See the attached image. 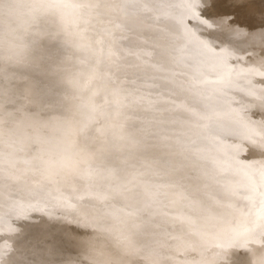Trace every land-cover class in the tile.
<instances>
[{"label": "rangeland", "instance_id": "1", "mask_svg": "<svg viewBox=\"0 0 264 264\" xmlns=\"http://www.w3.org/2000/svg\"><path fill=\"white\" fill-rule=\"evenodd\" d=\"M14 1H18L20 5H24L27 7H32L34 5L41 6L42 3L46 2V5H48V6L50 5V7L45 9L43 11V13L40 14V16H42V19L38 16H37L38 18L35 16V17L28 19V15H26V18L23 17L22 21L20 19H16V21H15V19H13L15 22L11 21V22H14L13 24L18 26V27H16L18 29H13V31L20 33L21 30H25L27 32L26 33L27 35H25L26 37L23 39L25 41H21L18 38L19 41L22 42V43L19 42V44H18V41H17L18 39L15 40V41H17V45H16V43H14L15 42L14 39H13V42L11 41L12 38H10L11 40H9V37H10L9 35H11V33L13 34V32H11L12 29L8 28L11 25V23H9L10 20H7L8 23H7V21L3 22L0 20L1 24L2 23L7 24L5 27L2 25L3 28H5L4 29L5 33H3V31H2L3 28L1 29L2 26L0 25V34H1L0 38L2 39V41L0 39V46L3 45L2 42L4 39L7 42H3V43L5 46H8L7 47L8 49H11L14 44H15L14 47H16V48L18 47L17 49H21L22 48L21 45L24 44L23 42H27V40H28V42H31V43H34V41L35 42L37 41L38 44L39 43H41V45L45 44V46H43V49L45 47V49L48 51V53L50 52V54H52L51 51H54V52L52 55H50V54L47 55L48 57L45 54H44V56H42L43 54H41V53L43 52V49H40L42 52L40 50L38 51V44H37V50H35L36 44L34 43L33 46H31V43L27 42L28 44H30V45H28L26 43V45L28 47L31 46L30 48H34L33 51L34 50L38 51V52L34 51V53H35L34 54L32 52V50H31V52H29V50L22 49V51H21L22 53H20V54L23 55V53L28 52L27 57L29 56V57H31L30 59L35 60V62H32L33 60L31 61L32 64L35 63V65H31L29 57L28 58L25 57L26 56L25 54H27V53H25L23 55V57H25L27 59V61L29 59V61L27 62V64L29 65V67H28L29 69L26 67V65H27V64H25L26 61L24 62L25 58L22 59L23 58L22 55H19L20 50H17L16 48H14L13 50H16V54L18 55V57H20V58L22 57L21 61L23 60L22 62L25 66L22 64L21 61H20L21 64L18 61H17V64L13 63L14 58L17 56H16L14 51L12 52V50H9L11 53L9 51H7V52L10 54H14L15 57L11 58V56H10L11 60L9 59V56L5 57L6 59L8 58V60H10L9 61L10 64L7 63V66H6V64H4V62H3L5 60V58L2 57V59H0L1 62L3 63V68H4V65L6 66L5 67L6 69L8 68L7 72L4 71L6 69H1L2 63L0 62V64H1L0 65V76L2 78V80L0 78V100L2 98V100L0 101V108L2 109V111L0 110L1 111L0 112V124L2 125V127L0 126V128L2 129V131L0 129V133H2V132H4V134L6 133V135L0 134V137L2 138L1 135H3V137L8 136V135L9 136L12 135L13 139H14V140L12 139V136L10 138H8L9 136L6 137L5 139L2 138L1 144L3 145V143H4L3 140H5V143H4V146L0 145L1 149L4 148L3 151L1 149L0 150L3 153L6 151L4 155L11 152L10 156H9V154L6 156H9L13 162L16 159L15 164H17L18 166H20V164H21V166L19 168L23 167L22 165H24V162H20V161H24L25 158H27L29 160L30 158L37 159L38 157H43L44 155H52L53 156L52 158H54L57 162H59V164H60L59 170H60V172L64 173L63 175H65L66 179L63 181V183L61 185H59V187H58L59 189L58 188L54 189L52 187L51 190L53 192H55V195L57 192L56 190H59V191L61 190L60 192H62V195L63 194L68 195L69 193L74 192L76 194V198L75 199L73 198L69 204H66V205L63 204V206L65 205L63 208L56 210L54 213V216H53V221H51V223L49 225L46 217H44L41 210H38L37 213H35V212L31 213L30 212V214L27 217V215L25 213V208H24V206H22L23 202L26 203V201H25L26 198H27V202L29 199L28 191H27V188L25 186L23 188L24 191L21 190V191L11 192V195H8V198H10V200H11L10 203L8 201L6 202V205L9 204V206L7 208H8V210H10V215L12 216L11 217V223L7 224V225H2L0 227V237L3 239V240H0V241H2V242H0V264H169L170 262H172V264H174V263L175 264H178V263L182 264V261H184L183 264H187L189 260L187 261L186 259H188V258L191 261V263L189 261L190 264H206L208 261L211 264H233L234 262H235V264H242L243 260L245 262L246 258H247L246 259L247 261L245 262V264L248 262V260H250V258H251V260H250L249 264L252 262H254L256 264H264V241H262V240H264V235H263V232H264V207H263V205H264V203H263L264 202V97H263V94L262 95L260 94V91L264 88V87L263 88L261 87L263 85L262 80L264 78L261 79V82L259 81L260 79L257 78L259 75H261L258 73L262 72V74H263V70H261V69H263L264 67L262 68L261 66H264V64H261L260 61H258L259 58L257 57V59H256V57L254 56L255 57L254 61L256 60L259 63L258 65H261V66H257V62L254 63L256 65V66L254 65V67H253V64H251L254 69L256 67H261V68H258V70H254L255 74L258 75L257 76L254 73H252L253 70H251L250 74H249V69L247 68V67H250L249 65L251 62H254L253 61L254 57H251L250 59H248L251 61H248L247 59L245 60L249 63L248 65H242V64H245L247 62H244L242 60L243 63L241 64V62H237L238 61L237 60V61H235V62H237V64H235V62H233V60H232L233 57H231V54L227 55V53L224 52L225 54L223 55V52H221V51H219V52L215 51L216 53L214 51H212V49L215 50L216 45H213L212 43H210V44L207 43L209 36L206 39V38H204L206 36L200 35L201 28H200V25L195 22L196 18H195L194 12L185 8V6L181 2V0H159V1L154 0L155 2H151V3H149V2L152 0H150V1L149 0H121V1L120 0H116V1L111 0L117 7V14L120 15V16H117V18H119L118 21L121 24V26L126 28V31L122 35H117V36L113 35L112 36V35H110L111 30L106 26L105 29L104 28L101 29L102 33H100V35L98 37L94 32V24H96L94 9L90 10L89 14H88V12L84 13V16H86L85 17L86 19H83L84 16L77 18L75 13H74V9L71 10L73 8V5H75L74 1H80V0H14ZM83 1L86 4H90V6H92V7L94 6V3H95L94 2L95 0H83ZM195 1L198 2L199 0H193V2H195ZM160 2L161 3L163 2L164 5H166L169 2L173 3L174 7L172 9H169V8L163 6L165 11H167V10L170 11L171 16L173 17L172 20L174 19L176 22L178 21L177 24L180 23V21H181L182 23H180L181 25L180 24L179 25L181 27L184 26L183 29L185 32L187 31L186 33H190V31L192 30V32H193L192 35H194V33L196 34V32H197V34L199 33V36H200V38L197 36V39H193V38H196V36L193 37L192 39L190 38L191 39L190 43L194 44L195 46H193V48L191 47V49L187 48L185 53L182 49H178L176 52V55H175L174 64H170L171 65L170 67H172V68L169 67V69L171 71H173V73L172 72L171 73L173 74V78L176 79V80H174V82H175L174 90H172V89H171L172 91H170V89L167 90V87L164 84L165 82L162 80L163 78L160 79L161 78L160 72H157L159 74L158 75L159 77L157 76L155 71L158 70V68L160 67L159 65H157L158 66L157 68L151 67L147 71L133 72L128 80L122 74L120 67H113L112 71H111L112 73H109V74L103 73L102 68L101 67L99 68L97 66L98 60L93 57V54L96 50L102 48V49H104L103 51H106L109 55L108 50L110 49V47L113 46V44H116L118 47H121L120 44H122V47L126 50V53H129L130 50H133V48L134 49L136 48L135 46H133L136 41L140 40V42H141V38H140L141 35H140V37L139 36L137 37L138 34L135 33L134 29H136V25L134 23V19L132 16H134L135 19H138V18L142 19L144 17L150 16L151 18L146 20L147 25H152V26L154 25L153 27L160 32H163V31L167 32V30L169 31L170 26H166L167 24L165 22V16H164L163 11L159 10V8H156V5ZM102 4L100 6H101V8H104V4L103 5ZM151 5H154L155 7L153 6L152 8L153 9L156 8V10H152V8L150 7ZM100 6H99V8H100ZM127 11L132 12V13H129ZM155 11L157 12L156 15L153 14ZM125 12H127V13H125ZM128 13L130 15H128V16L126 15V17L128 18V20H127V18H125L124 16H125V14H128ZM158 14H160V16ZM61 15L65 18L60 17ZM153 15H155V16H153ZM129 16H131V17H129ZM122 17H124L126 20L123 19ZM161 17H162V19H161ZM188 17L193 18L192 23L188 22V20H189ZM56 18H57V20H56ZM131 18L133 20H131ZM33 19L35 21L36 20L41 21V23H40L41 25H42L43 21L45 20V23H43V27L41 25H39V22L33 23V21H34ZM53 19H55L56 21ZM47 20H48V23H47ZM84 20H87V23H86V21L84 22ZM122 20H125L124 22L127 21V23L123 24L124 22ZM31 21H32V23H31ZM131 21H133L132 24L130 23ZM47 24H49V26H47ZM81 24H83V25L81 26ZM37 25H39V26H37ZM131 25H132V27H134V29L131 28ZM98 26L100 27L99 24H98ZM13 27L14 26L11 25L10 28H13ZM39 27L40 28L42 27V29H40ZM190 27H191V29H190ZM6 28H8V30ZM130 28H131V31H130ZM162 28H163V30H162ZM199 28H200V30H197ZM133 30H134V32L131 33ZM134 33H135V37L139 38V40L137 39L135 41V39H136L135 37L133 39L131 38L134 36L133 35ZM4 34H5V36H4ZM2 35L4 36V38H2ZM13 35L16 36L17 34L15 35V32H14ZM14 36H13V38L17 37V36L16 37H14ZM188 36H189V34H188ZM5 37L8 39L6 40ZM145 37L143 38V40L145 39ZM27 38H29L30 40ZM43 38L44 39L46 38L45 42H43L44 41ZM119 39H120V41H119ZM130 39L134 40V41H131ZM221 39L222 40L225 39L224 43H226L228 41V39L225 38L224 36ZM8 40H9V43H8ZM123 40H125V41H123ZM42 42H43V44H42ZM11 43H13V45ZM136 43L138 44V42H136ZM136 43H135V45H136ZM200 43H201V45L204 43V45H207V47H201V45H199ZM9 44H11V46ZM26 45H23V46L26 47ZM54 45H55V47H54ZM218 45H221V44H218ZM5 46H4V50H3V48H0L2 50V52H0V57H1V54L2 55L4 54L3 56H5V54H6V56H7V52L3 53L4 51L7 50V49H5L6 48ZM51 46L53 48H56V49H53ZM129 46H131V47H129ZM199 46L201 47V49ZM208 46H210V47H208ZM9 47H11V48H9ZM28 47H26V48L29 49ZM96 47H98V48H96ZM211 47H212V49L210 50ZM39 48H42V47H39ZM50 48H52L53 50H51ZM206 48H207V50H206ZM23 50H25V52ZM46 50H44V51L47 52ZM257 50H258V48H257ZM17 51H19V52L17 53ZM133 51H137V50L135 49ZM205 52H207L212 57L211 56L208 57V55H205ZM37 53H40V54H37ZM48 53H46V54H48ZM201 53H203L205 56H203V54H201ZM10 54H8V55H10ZM29 54H33V55L37 54V57L35 56V58H32L34 56H30ZM38 55H39V57H38ZM217 55L220 56V59H221V60H219L220 64L217 60V57L219 59V56H217ZM78 56L82 57V58H79L80 61L83 62V60H84L86 62L85 66H86V69H88L86 73L84 72L85 75H82V77H81V79H82L81 85L83 86V89L86 91V93H89V95H91L92 103L94 102V104H99L102 107L101 108L102 113L100 115L101 126H100L99 130H97L98 133L95 135L94 134L89 135V134L83 133L81 131H77V132L71 131V129L68 127L67 116L65 114V108L67 106L66 102L70 99V97H74V93L72 92L73 89L68 84V78L71 75L73 70L77 69V67L80 68L82 65V64H80V66H79V60L77 59ZM150 56H151L150 58H149V56L146 57V58H148V61H146L145 58H143V59L148 64H150V63L154 64L153 63V61L155 62V60L153 58L155 56L154 53ZM206 56L208 57V59H206ZM214 56L216 57V59H213ZM221 56L227 58L228 60L227 59L226 60L229 61L230 63H234L235 67H233L234 65L231 66L230 63H227L226 65H221V63L223 62L222 61L223 58ZM130 57H132V58L130 59L128 64L134 62V57L131 55H130ZM189 57H191L193 59L191 60V59H189ZM194 57H196V59H194ZM204 57H205V59H203ZM230 57H231V59H230ZM20 58H15V59L20 60ZM8 60L7 61L5 60V62H8ZM208 60L213 61V63L215 61V64L217 63V66H219V67H215L216 65H213V63H211V65H208V63L210 64V62ZM223 60H225V59H223ZM43 61H45V62H43ZM227 61H224L223 63H226ZM12 65L13 66L15 65L16 67H13ZM17 65H18V67L23 65L24 67H26L25 69H28V70L26 71V73H23V74H22V71H24V69L23 70L18 69V71L17 70L11 71L13 68L17 69ZM220 65H221V67H220ZM237 65H242V67L245 66L243 68L244 69L247 68V69L243 70V69H241L242 67H240V66L238 67ZM23 66H21V68H24ZM32 66H35L34 70L30 69V67H32ZM45 66H46V68H45ZM225 66H228V68L226 67V69H225ZM40 67H43V68L40 69ZM229 67L236 68L238 70V73L236 74L234 71L235 69L230 68V69H232V73H233L232 75L235 74L234 77L228 76L231 73V70L230 71L228 70ZM216 68H218V72L220 70H222V71L225 70L224 72L228 75L225 74V76L222 77L223 75H221V74L223 72L221 71L222 73L221 72L218 73L215 70ZM9 69H10V71H9ZM239 69H240V72H242L241 70H243V72L247 71L248 73H240V74H243V78L249 77L250 79H252L253 82L255 83V85L252 84L253 82L249 78H248L249 80L246 78L243 79L242 77H239V78H242L243 80L237 78V75L239 74ZM31 71H35V73L33 72L34 76L30 75V77H29L27 75V73L31 72ZM113 71H114V73H113ZM3 72H6V73H3ZM215 72H217L219 74V76H217L218 74L217 75L214 74ZM33 73H31V74H33ZM37 75L40 76L39 79H38ZM213 75H215V76H213ZM35 76H36V80H35ZM216 76H217V79H219V80L215 79ZM226 76H228L229 78L232 77L229 80L234 78L233 81L232 80L229 81L228 79L225 80L224 78H228ZM254 76L255 77L257 76L256 77L257 81L255 79H253ZM27 77H29V78H27ZM31 77H34L35 81L33 79H30ZM103 77L107 78L106 79L107 83L105 84V88L107 89V91L104 92L103 94H98L100 92L98 79H101ZM212 77H215V78L213 79ZM259 77L260 78L264 77V74L262 76H259ZM203 78H204V80H203ZM221 78H223V79L221 80ZM25 79H29V81L31 80L34 82L31 84V81L29 82L28 80H25ZM215 80H217L218 82ZM220 80L224 82V83L222 82L223 83L222 85L220 83L221 82ZM224 80L227 82H225ZM236 80H237V84L239 81L243 83L244 80H247V82L250 81V83H251V84L248 83L249 85H251V86L254 85V87H255L254 89L252 87L249 89H247L248 87L245 88L244 86L248 85L245 81L244 82L246 84L244 83V85L242 83H240V85H237L236 83H234L235 85H232L233 87L237 85V88L239 86V88H238L239 91H240V87H242V91L244 88L246 93L244 91L243 92L240 91V93L243 94V96H244V94H246L245 95L247 98L246 100L243 98H240L243 96L239 95L240 94L239 92L237 94V92L234 91V93L232 94L233 90L230 89V88H232V86L230 87V85H228V84H229V82L231 84L232 82H235ZM258 81H259V85L262 84L261 86L257 85ZM35 82L37 84H35ZM39 83H40V86H38ZM33 85H35V88L37 90L33 89L34 88ZM36 86H38L40 88H38ZM177 86H179V91H178ZM227 86H229L230 88ZM257 86L261 87L262 89L256 88ZM29 87L31 89H33L34 91L30 90ZM185 87H186V89H185ZM237 88L235 87L234 90H238ZM208 89H210V92ZM252 89L253 90L256 89L255 93L249 92ZM35 90L37 92H35ZM45 90H46V92H45ZM28 91H29V93H31L30 95H29V93H26ZM38 91H40V93H38ZM85 91H84L83 95L86 94ZM12 92H13V94H12ZM18 92L21 94H19ZM126 92H128L130 94V97H131V99L129 100V103L125 102L127 105L126 113H123L121 111L120 112L114 111V109H113L114 107L112 106L113 102L117 98L119 99V98L123 97ZM257 92H259V93L257 94ZM14 93H15V95H14ZM171 93H173V94H171ZM261 93H264V89H263V91H261ZM221 94L222 95L227 94L226 96H228V98L226 96L225 97L227 99H230V100H227L226 98L222 97ZM249 94H250V96L252 94L261 95L262 98L259 99L261 96L253 95L252 98H254V96H255V99L257 97V100L258 99L259 100L254 101L252 99L253 102L251 103L249 101H252V100H248V99H250ZM16 95L18 97H16ZM20 95H21V97H19ZM54 95H55V97H54ZM48 97L49 98L53 97V98H52V100H50ZM175 97H177V98H175ZM214 97H216V98L219 97V99L217 100L218 102L221 101L220 98H222V101H223V99H226L227 101L226 100H224V101L231 102V104L226 103V102H223V104H225V105L229 104L230 107H229V105H226L227 107H229L228 109H230L232 106V110L231 109L230 110L233 112V114H231L232 113L231 111H228L226 106H225L226 109L223 108L224 105L221 104L222 101L218 106V104H217L218 102L216 101V99ZM14 98H17V99H14ZM18 99H20V100H18ZM56 99H58L59 101ZM171 99H173V100H171ZM176 99H179L177 101L179 104H182V109H181V105L178 106V104H176V102H175ZM23 100H25V101H23ZM213 100L216 102H213ZM45 101H46V103H45ZM181 101H184L185 104H187L186 109L190 108V109H187L188 110L187 112L190 113L191 115H193L194 117L192 116V117L188 118L185 116V112H186L185 105L183 103H181ZM174 102H175V105H174ZM47 103H50L52 106L56 105L54 107H56L57 109H54V111H53V109L49 110L51 108V105L49 104L50 106L46 107ZM56 103H58V105H60V106H58ZM216 105H217V107H214ZM220 105H222V107ZM35 107H37V108H35ZM177 107H179V108H177ZM218 107L221 109H224L223 111L225 112V114L223 115V117H222V115L219 116L220 110L218 109ZM33 108H35V109H33ZM46 108H49V109H46ZM191 109L195 110L196 115L194 114L195 112ZM215 109L218 112L214 111ZM47 110H48V112H47ZM55 110L56 111L58 110V111L56 112ZM200 110H202V111H200ZM49 111H52V112L49 113ZM59 111H61V113L63 112L62 116H61ZM223 111L221 112V114L224 113ZM54 112H56V113H54ZM216 112L219 113L218 114V117H219L218 120L225 122V124L221 123V121L220 122L216 121L215 118H217V117H215L214 119L211 118V117L215 116ZM227 112H230V114L233 115L232 116L233 119L230 118L231 115H229ZM5 113H6V115H5ZM52 113L55 114L54 116H56V114L60 115V116L57 115L59 117V119H58L59 122H58V120L54 119L55 117H53ZM226 113L228 114L229 118L227 117L225 119L226 120L230 119V121H229L230 125L229 126H228L229 123L227 121H225V119H221V118H224L225 115H227ZM50 114H52V115H50ZM172 116L174 117V119L170 118ZM195 116L196 117L198 116L197 119H195V121L197 120V122L193 121L194 122L193 123L192 120H194ZM216 116H217V114H216ZM205 118L208 119L206 122H208V121L210 122L208 125H207V123H205V121L202 120V119L205 120ZM235 118H236V120H239V121H241L242 119H246V121L242 120L241 122L238 121V123H237ZM231 119L233 120V122ZM40 120H42L43 123H38ZM50 120H52V121H50ZM53 120H55L56 122L55 121L53 122ZM123 120H125L126 122L129 120L128 121L129 123L126 124V126H125L124 125L125 121L123 122ZM175 120L178 121V123L180 121L181 124H183V125L179 124L181 127L178 126V124ZM201 120L203 121V123ZM214 120L216 122H212ZM169 122H170V124H169ZM195 123H198L200 125L204 124V125L199 126L197 124V126H199V127H197ZM220 123H221V125L223 124L222 125L223 127H221ZM237 124H238V126H237ZM161 125H164V126H161ZM175 125H176V128H178V129H176L177 131H179L178 133H177V131H174L175 129H173V127L175 128ZM4 126L8 127V129L5 128ZM167 126H168V128L169 127L170 128L168 129ZM209 126H210V128H209ZM227 126H228V128H227ZM3 127L5 129H3ZM158 127L161 130H159ZM195 127H197L198 129H202V130H200L202 133ZM200 127H202V128H200ZM211 127H214V128H211ZM163 128L164 129L166 128L165 131ZM218 128H220V129L223 128L222 131L220 130L221 133L223 132L222 134L219 132ZM9 129H12V130H9ZM154 129H156V130H154ZM170 129H172L174 131L173 134L171 133L173 131L172 130L170 131ZM179 129L182 130V132H180ZM183 129H185V131ZM194 129L195 130L197 129L196 130L197 132ZM228 129H230V130H228ZM4 130H6V131H4ZM205 130L206 131L208 130L207 131L208 133L212 132L211 134H214V133L215 134L213 136L211 134L210 135L205 134L206 133ZM224 130L226 132L228 131L229 133H231V135L229 133H228L229 134L228 135L226 132H224ZM7 131H9V132L11 131L12 133H9ZM162 131H164V133ZM191 132H192V134H191ZM157 133H159V135ZM161 133H163V134H161ZM176 133H177V136H176ZM189 133H190V136H189ZM155 135H158V136H155ZM160 135H161L162 139L160 138ZM179 135H180V138H179ZM207 135H209L211 137L210 140H212V141L213 140L216 141V139H212V138H214V137L217 138V136H219L218 139H220V141L217 139L218 141H216V142L213 141L214 142L213 143L212 141L209 140V137H207ZM152 136L153 137H159V140L161 139V141L156 140V138L151 139ZM169 136H170V138H169ZM172 136H174V137H172ZM192 136H194V137H192ZM226 137L230 138V139H228V140L226 139L227 142H224V145L221 144V143H223V141H225L224 138H226ZM195 138H196V141H198V143L194 141ZM197 138H198V140H197ZM9 139H12L13 144L16 142L14 146H13V144L10 146L12 141L10 142ZM68 139H69V141H68ZM70 139H72V140H70ZM168 139H170V140H168ZM171 139L174 141H171ZM189 139H190V141H189L190 143H192V141L197 143V145L194 146V147H196L195 149L200 148L197 150H200L201 154H197V155H201L198 157H202V161L199 162L198 158L196 156L194 157V154H196L197 152L199 153V151H196L195 149L194 150L192 149L193 150L192 154H193V152H194V154L191 156V158L192 157L196 158L198 160L197 162L199 163V167L202 169H200L198 167V164H196L197 166L195 165V162H194L195 160L193 158L191 161L194 162L193 163L194 165L191 164V166H190L189 162H191V161H189V162L187 161L188 159H191L190 158L191 149L188 146H190L192 144L195 145V143L190 144L188 142ZM15 140H18V142ZM177 140L179 141L178 143H177ZM229 140L230 141L232 140V144H231V142H229ZM0 141H1V139H0ZM74 141L78 142V143H74ZM166 141H171L172 143L171 142L166 143ZM79 142H82V143H79ZM155 142L158 143V145L155 146V144H156ZM161 142H163V144ZM173 142H174V144L176 143L175 144L176 147L179 144L182 147V149L185 150L184 153L186 152L187 149H190V150H188L190 152V154H189V152H186L189 154V156L186 153H185L186 155L183 154L182 153L183 150L179 146L176 149V150H178L180 148L179 151L182 150V152L177 151L179 154L176 152V150H173L176 153L172 151V149L176 148V147L175 148L173 147L174 145H171V147H173V148L170 147L171 150L169 148H168L169 150H167V147H169L170 144H173ZM210 142H212L213 144L220 145V146H218L219 147V154H217L216 152H213V151H217L218 147L216 145L211 144ZM217 142H219V143H217ZM6 143H8V144H6ZM72 143H73V145H72ZM144 143H145V145H144ZM168 143H170V144H168ZM185 143H187L188 145H186ZM209 143L212 145L211 147L214 146L217 148V150L215 148V150L212 151V149L210 148V145H208ZM160 144H162V146H164V147L161 148L162 146ZM183 145H185L186 148L187 147L188 148L184 149L185 146L183 147ZM199 145H201V147H199ZM8 146H9V150L7 148ZM86 146H87V148H86ZM205 146L206 147L208 146V147L205 148ZM225 146H227L229 148L227 149V148H225ZM202 147L207 149V150L201 151L203 149ZM77 148H79L78 152H76ZM89 148H92L93 150H91V149L87 150L86 153H88V155L85 154L86 156H84L83 155L84 151L86 149H89ZM109 148H112L114 151L112 160L107 159L108 156L106 154V150ZM209 148H210V150H209ZM7 151H8V153H7ZM167 151H168V153L170 151V153L168 154ZM209 151H211V154L213 152L217 156H214V154L213 155L209 154L208 153ZM221 151L224 153H222ZM92 152L94 153L93 157L89 156V154H92ZM3 153H0V168H2L0 170V173L3 171V169H4V171L6 170L2 166L3 160H4V159L2 160V158L6 157V156L4 157ZM37 153H38V155H37ZM172 153H174L177 156L180 155V157L181 156L183 157L182 158L183 161H186V163L184 162L185 163L184 165L187 166V163H188V166L187 167L184 166V168H186L188 170H185L183 168L182 159H180L182 163H180L179 159H178L179 160V162H178L177 158H180V157L176 158V156L174 154L172 155ZM180 153L183 155H181ZM221 153L225 154L227 156L223 157V155H221ZM12 154L16 155V158H14L12 156ZM31 154L33 156H31ZM35 154L37 156H35ZM22 155H24V156H22ZM167 155H169L168 158H167ZM218 155H221V156H218ZM18 156H19V158H17ZM172 156H173V158L174 157L176 158L177 162L174 161L175 158H174V160L172 159V160H169L170 162H167V159L172 158ZM184 156H187L186 158H188V159L185 160ZM209 156L211 157V160L214 161L215 166H216V163H218V164L220 162L222 163V161H221L222 159L223 160L225 159V161L222 165H226L225 162H228L227 163L228 165L222 167L223 169H220V167L222 166L220 163L219 166H217L218 170L224 171V167L228 168L229 165H232L231 169H233L234 171L233 170H231V171L234 173V172H236L235 169H240V170H237V172L239 171L238 172L239 175H237L238 173H234V176L230 177L233 173L230 175L231 171L228 172V170H230V169H227V170L225 169L224 172L229 173V175L227 174V176H228L227 177L226 174L224 173L226 176L225 177L224 174L221 173L223 175L222 176V175H220L219 171H218L219 174L216 173L217 169L213 168L214 164L211 165L213 169H209V167H211V166H208V167L204 166V167H207L204 169V167H202L203 164H200V163H203V162L205 163V160H204L205 157H207V159H208V160L206 159L205 165L208 164L207 163L208 161H209V163H213L212 161L209 160ZM213 156H214V158H213ZM20 157H22V158H20ZM216 157H217L218 162H217V160H215ZM219 157H222V159ZM19 159H21V160H19ZM17 160H18V162H17ZM78 160H79V162H78ZM155 160H157V161H155ZM219 160H220V162H219ZM149 161H152V163H150ZM171 161H174L175 163H180V164H174ZM81 162H82V166L85 167V169L88 172L91 170L89 172L90 176L82 177V179L79 178L77 171L75 173V172H71V170H69L70 165H73L74 163L78 164ZM148 162L154 166L153 169H152V165L151 166L148 165ZM155 162H161V163L164 162V163H162L163 166H164V164L169 165V166H165L162 168V166L159 165L161 163H157L158 165L156 167V164H154ZM142 163H145V164L147 163V164L145 166V164H142ZM234 164L236 165V168L233 167ZM238 164H241V167H240V165L238 166ZM170 165L173 166V169H171L172 167L169 168ZM177 165H179L178 167L179 168L181 167V169H179V168L176 169L174 167ZM208 165H210V164H208ZM195 166L198 167V170H199L198 174L201 173L200 172V170H201L202 171L201 174H203L205 176H203V175H197L196 176V174H197L196 169L197 168ZM103 167H111V170H113V176L109 181L104 176ZM139 167L140 168L143 167L142 168L143 170L141 169L142 170L141 171ZM158 167H159V169L162 168V169H160L162 171L164 170V168H167L168 173L172 171L171 172L172 174H170V173L169 174L171 176L175 175L173 177H176L178 175H180V177L179 178H173L172 177V181L170 180L171 176H170V178H164L165 181L170 180L169 182L166 181L167 182L166 183L165 181H162V180H164L163 175L167 174V172L165 171L166 169L162 173H160L159 171L157 172L154 169V168L158 169ZM247 167H248V169H247ZM182 168H183L184 172L181 171ZM244 168H246V169H244ZM138 169H139V173L141 172L140 174H143V175L139 176L140 174H137L138 171L135 173L139 176L140 179L142 178V180H144L146 178L144 182L142 180H139L138 176L136 177L134 175L135 174L134 171L138 170ZM203 169L205 170V173H204ZM206 169H208V171L209 170L210 171L213 170V171H211V174H209L210 172L208 173ZM241 169H243V170H241ZM68 170H69V173H68ZM169 170H171V171H169ZM175 170H179L180 174H175V173L173 174V172H175ZM95 171H97V172L100 171L99 174L101 172H102V174L98 175L97 172H95ZM180 171L182 172V174ZM153 172H155V173H153ZM213 172H215V174ZM253 172H255V173H253ZM93 173H94V175H93ZM150 173L154 177H155L154 174H157V176L160 174V177L158 176L159 179L157 178V176L155 177L156 179H158V181L161 180L160 183H157L158 181H156V179H154V177H152ZM193 173H196L193 176L194 178H195V176H196V178L198 176L199 177L201 176V178H199L198 180H196V178L194 180L191 179L190 177ZM149 174H150V177H148ZM161 174H163V175L161 176ZM169 174H168V176L166 175V177H169ZM96 175L100 176L101 179L97 178V180H96V178H95ZM144 175H146V176L148 175V176L147 177L145 176V178H143ZM188 175H189V177H187ZM235 175H237V176H235ZM181 176H183V177H181ZM151 177L155 181L154 183L156 185H158V184L159 185L164 184L165 186L172 185L174 187L173 190L175 189L176 186H179V187H176V189L180 188L181 190L177 189V191H173L172 189H170L171 186L170 187L156 186V187H158V188H156L155 185H153L154 184L153 182H152V184H149V183H151V181H153L151 179ZM184 177H187L188 179L190 178V180L192 182L196 181L194 183L197 185V186L195 185V189L197 188L195 192H194L195 189L190 191L191 190L190 187L194 186V184L192 186H190V184H192V183L188 182L189 180L184 179ZM102 178H103V180H102ZM248 178H250V179H248ZM94 179H95V181H94ZM178 179L182 180L180 182H186L185 180H188L186 182L187 183L186 186L189 185L190 189L188 187L184 186L185 183L184 184L182 183L184 188H185L184 190H182L183 186L179 183ZM183 179H184V181H183ZM98 180H100V181H98ZM225 180H227V181H225ZM245 180H246V182H244ZM140 181L142 182V184ZM176 181H178V184H180V185H174V184H176ZM200 181L202 182L201 184L209 183V185H207V187L210 186V188H209L210 190L208 188H206V186L204 187L202 185V187L208 189L207 191L204 189V191H206V193H208V191H210L211 193H209L210 194L209 197L208 196L206 197V195H207L206 193H203L206 195H203V194L200 195V196L206 197L204 199H206L209 203L205 202L203 198H201L203 200H200V197H198L201 202L204 201L203 203H201L199 201L200 202V205H199L200 209L198 207V209H199V211H198L197 207L194 206L196 204H199L198 201L196 202V198L200 193L198 192V194H197V191L202 190L201 193L204 192L203 188L200 187L201 184L200 183L197 184ZM163 182H165L167 185ZM171 182H172V184H169ZM100 183L101 184L103 183V184L101 185ZM108 183H110V185H108ZM138 185H141V187L139 186L141 189V193L138 192V191H140V189H137V187H136ZM95 186L100 187V195H97V196L94 195ZM146 186L150 189L149 192L147 191L148 194H147V192L144 191ZM153 186L155 187V191H154L155 194H153L154 192H152L154 190V189H152ZM162 188H167L166 189L167 192L164 189L162 190ZM168 188L171 191H169ZM187 188H188V191H186ZM156 189H158V191ZM59 191L57 193H59ZM164 191L166 193L165 196L167 195L168 197H170V195H171L170 193L175 192L174 195L172 194L170 197L171 199L174 200V201L172 200L173 202H175V200L177 199V198L174 199L173 197H178L177 200L179 202L182 200L181 197H184L183 199H185L187 197L186 198L187 200H185L187 202H184V200H183L180 202V204L182 202H184V204L186 203V205H188L189 207H187L183 203L179 207H177L179 205V203L176 200L178 205L176 204L177 205L176 206L174 203L173 204L176 206L175 209L180 208L178 210L179 212L175 213L174 212L175 210H173V208H172V210H173L172 214L173 213L174 214L170 215L171 210H169V209H171V208L167 209L164 206V204H167V202L166 203L162 202V201H166L168 199L167 197H166L167 198L166 200H163L164 198L162 197L163 199H161L160 201H158L156 203V201L159 200L156 197H158L160 195L159 193H161V196H164V194L162 193ZM178 191L179 192L184 191V192H181L180 194L181 195L185 194V195L181 196L179 194L180 197L177 196L178 193H176V192H178ZM189 191L192 193H188ZM246 191L248 193L250 192V195H252V193H254L252 196H255L257 198L255 200L256 205H257V202H259L258 206H260L263 203V205H261L260 208H257L254 205V208L260 209L261 213L256 211L257 209L254 211L252 210V209H254L253 205H252V204H254V202H253V199L251 198L252 196H250ZM143 192H145V193L143 195H141ZM157 192H159V193H157ZM185 192L187 193V195ZM193 192L195 193L194 195H193ZM74 193H73V195H74ZM104 193H105V195H103ZM167 193H169L170 195ZM245 193H247V194H245ZM149 194H150L151 198L149 197ZM175 194H176V196H175ZM190 194H192L193 197L195 196L193 202L195 201L196 203L190 202V200H192L191 198H193V197H190V199L188 198L190 196ZM1 195H3V192L1 191V186H0V196ZM16 196H17V198H16ZM152 196H154L155 199ZM161 196H159L158 198H161ZM245 196H246V198L250 197V199H252L253 203L251 202V200H249V198H247L248 200H244ZM67 197H69V196H67ZM255 197H254V199H255ZM219 199H224V201L222 200L223 203L221 202V200L219 201L220 203H222V206L218 202ZM90 200H94V202H95L94 204H95V206H97L99 208L100 212L103 211L102 212L103 213V215H102L103 221L99 227L91 226V225L86 226V225H83L81 223V221H83L85 219V217L87 216V214L89 213V211L91 209L90 208V206H91ZM153 200H155V201H153ZM226 200H227V202H225ZM151 201L155 205H157L159 202L161 204V202H162L163 207L160 205V207L158 208V205H159L158 204L156 206L158 209H156V208L155 209L157 211L161 210L162 212L161 211H158V212H161V214H163V215H164V212L166 210L167 215L166 216L162 215L163 217L162 216L160 217L161 214H157V211H155L154 208H152L153 204L151 203ZM167 201L170 204V205L167 204V207L168 206L170 207L171 205L173 206V204L170 203L172 201H170L169 199ZM188 201H189V204L191 203L192 206L187 204ZM228 201L231 204H233L232 207ZM247 201H249V203L251 202L250 204L252 206L251 205L249 206L251 211H247L249 209L247 207L249 204L247 206H245V203L246 204L248 203ZM43 202H44V205H48L46 200H44V201L42 200L40 202L39 201L37 202L38 206L43 205ZM211 202L212 203L215 202V204L213 203L214 204L213 205ZM260 202H261V204H260ZM149 203L152 205L151 206L148 205ZM204 203H206V206H207L206 208L211 207L210 210L209 209L207 210L206 208H204V206H201V205H205ZM216 204H218V206L220 205L221 208H223V204L225 206L223 209H221L220 207L215 206ZM228 204L230 206H227ZM209 205H211V206H209ZM212 205H213V208H212ZM234 205L236 208L235 207L233 208ZM3 206H5V204L4 203L2 204V199L0 197V209L6 210V207L3 208ZM182 206H184L183 207L184 209H185V207L189 208L188 211H187V208L185 209L187 212H189L190 209H192V211H190V212H192V214L185 213L186 211L182 208ZM195 207H196L197 211H195L193 209ZM214 207H216V209ZM227 207L234 209L233 211H235L236 214H235V212L232 211V209L228 208L229 210H231V212H229V210H225V208H227ZM251 207H252V209H251ZM19 208H20V210H19ZM163 208H164V210H162ZM246 208H247V210H246ZM211 209H215L216 213L221 211V210L226 211V212H224V211L219 212L218 217L223 214L222 212H224L226 214L227 213L228 214L234 213V215L230 214V216H229V215L225 214V217H224V215H222L221 217L218 218V217H216L217 216L216 213H213L214 216H213V214H210V211H212ZM217 209H219V211H217ZM201 210L202 211L204 210V212L208 211L209 213L208 212L207 213H208V215H210L209 218H207L208 217L207 215H204L205 213L204 214L201 213L202 212ZM243 210L251 213L250 219H248L249 214H247V212L245 213ZM68 211L70 213V216H69V213H67ZM182 211L184 212L183 214L181 213ZM154 212H156V213H154ZM195 212L196 213L198 212L197 216L199 218L206 216L205 217L206 220L205 219L199 220V218L196 217V214H194ZM212 212H215V211H212ZM252 212H254V213L252 214ZM178 213L179 214L181 213L183 216H180L178 218V216H179ZM244 213L248 216H244L245 215ZM168 214L170 215V217ZM176 214H177V216H176ZM185 214H186V216H188L187 214H189V216L192 217L194 215L195 217L194 218L190 217L191 221L189 219H183ZM201 214H202V216L200 217ZM174 215L180 220V222L177 220L179 223L174 222L176 220H173V222L171 221V218L174 217ZM251 215L253 218H256V219L251 218ZM213 217H214V220H216V221L211 220V222L214 223V224L212 223L213 225H211V223L209 224V220H210V218L213 219ZM215 217L218 218V221ZM232 217H233V219L235 218L233 225L236 226L237 230L235 229V227L233 225H231L232 224V222H231ZM195 218H197V220H199V221H203L206 225L208 223L210 225V227H212L214 229V232L212 231L213 229H211L210 227L209 228L206 227V225L203 222H200V223L197 222L200 224V225L199 224L197 225L196 221H194ZM173 219H175V217ZM181 219L184 220V221L182 220L183 223L186 222V220H188L189 223L196 224L197 226L193 225L195 230L192 227V229L194 231H196V233H194L193 230H192V233L190 231L187 232L185 228L188 226V224L186 227L184 226V225H186V223H184V225H182L183 223H182ZM207 219H208V221H207ZM237 220H238V222H237ZM192 221H193V223H192ZM201 223H203L202 225L203 226L205 225L204 227H206L207 229L204 228L201 225ZM235 223H237V224H235ZM238 224L240 226L237 227ZM209 225H207V226H209ZM183 226H184V228H183ZM199 226H200V228H199ZM252 226H255V227L257 226V227L252 228ZM196 227L199 229L196 230ZM181 228H183V232L181 231L182 230ZM203 228H204V230H203ZM240 228H241V230H240ZM248 228H251L253 233ZM179 229H181V230L179 231ZM205 229L206 230L209 229L208 232H210V233L213 232L214 234L212 233L209 235L208 232H206L208 234L204 233ZM242 229H244V230L242 231ZM177 230L179 232H182V234L179 232H176ZM188 230H191V229L188 228ZM238 230H239L240 234H243V232H244V234L243 235H239V234L236 235L235 233H239ZM255 230L256 231L258 230V231L256 232ZM184 231H186V233ZM201 231H203V233H204L203 235L206 234L205 236L202 235L203 239H204V237L207 240L209 238V241L212 242L213 244H215V246L218 245L216 247H219L220 245H221V247L217 248V249L215 247L214 250H212V251H208L207 249L206 250L202 249L200 247V243H199V240L200 239L202 240V237H199V235L202 234ZM175 232H176V234H175ZM197 232H198L197 237L200 238L199 240H197L198 238L195 235V234H197ZM170 233L173 234V236H171ZM188 233L191 235H189ZM177 234H178V236H176ZM187 234L189 235V238H188V236H185ZM192 234L195 236V238L192 237ZM246 234H248V235L246 236ZM238 235L243 237V238L240 237V239L245 240L244 242L242 241L243 245H241L242 243H241L240 239H236V240L240 241L241 244H239V242L234 240V238H239ZM244 235L246 237H244ZM174 236H176V237H174ZM190 236L192 237V239ZM179 237L180 238L183 237L182 239L184 241L183 240L181 241ZM184 237L187 238V241H185L186 238H184ZM193 238L196 240H194ZM177 239H179L180 241L179 240L177 241ZM228 239H232L231 241H233V243L235 242L236 244L231 245L233 243H231ZM91 240H94L95 244L90 245L89 242ZM201 240H200V242H201ZM246 240H247V242L249 241L248 247L251 248L252 244L258 247V248H255L252 245L253 249H257L255 251L251 250L252 248L251 249L245 248L246 249L245 255L248 254L249 259L247 257L248 255L246 257L243 256L244 251L243 252L240 251L241 254H240V256L238 255V253H239L238 250H244L243 248L245 247L244 244H246ZM188 241L192 242V243L189 244ZM194 241H196V244L197 243L198 244L196 245L194 243ZM227 241H229V243H230V245L228 244L229 246L226 244V243H228ZM251 241H253V242H251ZM174 242L175 243L178 242V244L176 245ZM187 242L189 245L187 244ZM250 243H252V244H250ZM237 244H239V246L241 245L242 248L240 249ZM186 245H188V246L191 245V247L188 248ZM235 245L238 247H236ZM184 246H186V247H184ZM232 246H235V248H233ZM227 247H229L230 251L227 250L228 249ZM230 247H232L233 249L231 250ZM220 249L221 250L224 249V251H221ZM235 249H237V251H238V252L236 251V253H237L236 255L233 254V253H235L234 252ZM178 250H179V252H178ZM216 250H220L221 252L217 253ZM225 251H228V252H225ZM220 253H222V254H220ZM169 255H172V256L169 257ZM222 255L225 257V259H224V257H222ZM231 255H233V256H231ZM168 257H169L170 262H169V260H167ZM171 257H173V258H171ZM176 257H177L178 261L180 260V262L177 261ZM180 257H182L181 258L182 261H181ZM219 257L221 259H219ZM234 257H236V258L238 257L237 259H239V260L237 261V259H235L236 261H234V260L232 261L231 258L234 259ZM240 257H243V258H240ZM174 258L176 261L174 260ZM172 259H173V261H171ZM109 260L110 261L112 260L111 263ZM176 262H178V263H176Z\"/></svg>", "mask_w": 264, "mask_h": 264}, {"label": "bare ground", "instance_id": "2", "mask_svg": "<svg viewBox=\"0 0 264 264\" xmlns=\"http://www.w3.org/2000/svg\"><path fill=\"white\" fill-rule=\"evenodd\" d=\"M115 1H116V0H115ZM120 1H121V0H120ZM120 1H119V2H120ZM149 1H150V0H149ZM158 1H159V0H158ZM74 2H75V5L72 4V5H73V8H72L71 10L74 9V13H75V15H76L77 18H78V17H83L85 12H86V13L88 12V14H89V13H90V10H93V9H94V15H95V21H96V24H94V32H95V34L97 35V37L100 35V33H102V30H101V29H102V28L105 29L106 26L111 30V31H110V35H112V36H113V35H114V36L122 35V34H124V32L126 31V28L123 27V26H121V24H120L119 21H118L119 18H117V16H120V15L117 14V7H116V5H115L111 0H95V1H94L95 3H94V6H93V7L90 6V4H86L83 0H82V1H81V0H80V1H74ZM151 2H155V1L152 0V1H150L149 3H151ZM195 2H196V1H195ZM198 2H199V1H198ZM198 2H196V3H198ZM100 3H101V4H102V3L104 4V8H101V6H100L101 4H100ZM103 4H102V5H103ZM157 5H161V7H158V8H159V10L163 11V13H164V16H165V22H166V24H167L166 26H171V22H172V18H173V17L171 16L170 11H168V10L165 11V10H164V8H163L164 3H163V2H162V3L160 2V3H158ZM99 6H100V8H99ZM153 6H154V5H151L150 7L152 8ZM48 7H50V5H49V6L46 5V2L42 3L41 6L34 5V6H32V7H27V6H24V5H20L18 1L8 0V2L5 4L3 10L0 11V20L3 21V22H4V21L6 22L7 20H10L9 23H11V25L14 26L13 28H10V27H11V25H10L8 28H9V29H12L11 32H13V34H14V32H15V35L17 34V35H16L17 37L14 36V35L11 33V35H9V36H10V37H9V40H11L10 38H12L11 41L13 42V39H14V41H15L16 39L19 38L21 41H25V40H23V39L26 37L25 35H27V34H26L27 32H26L25 30H21V32L19 31L20 33H17L16 31H13V29H18V28H16V27H18V26H16L15 24H13V23L16 21V19H20V20L22 21V18H23V17L26 18V15H28V19H30V18H32V17H35V16H36V17L38 16V17H40V18L42 19V16H40V14L43 13V11H44L45 9H47ZM154 7H155V6H154ZM126 8H127V7H126ZM181 8H182V7H181ZM152 10H156V8H155V9L152 8ZM62 12H63V11H62ZM119 12H120V11H119ZM127 12H129V11H127ZM127 12H125V13H127ZM152 12H153V11H152ZM152 12H151V13H152ZM129 13H132V12H129ZM129 13H128V14H125L124 17L127 18L126 15H127V16L130 15ZM156 13H157V12L155 11L153 14L156 15ZM133 15H134V14H133ZM155 15H153V16H155ZM158 15L160 16V14H158ZM158 15H157V16H158ZM175 15H176V14H175ZM159 16H158V17H159ZM38 17H37V18H38ZM60 17L65 18V17H63L62 15H61ZM85 17H86V16H84L83 19H86ZM124 17H122V18L125 19ZM129 17H131V16H129ZM132 17H133L134 20H136L134 16H132ZM176 17H177V16H176ZM188 18H189V17H188ZM191 18H192V17H191ZM11 19H12V20H11ZM13 19H15V21H14ZM43 19H44V18H43ZM81 19H82V18H81ZM133 19L131 18V20H133ZM138 19H139V18H138ZM142 19H143V18H142ZM157 19H158V18H157ZM161 19H162V17H161ZM163 19H164V18H163ZM192 19H193V18H192ZM33 20H34V19H33ZM53 20H55V19H53ZM56 20H57V18H56ZM56 20H55V21H56ZM125 20H126V19H125ZM125 20H122V21L124 22ZM127 20H128V18H127ZM11 21H14V22H11ZM21 21H20V22H21ZM81 21H82V20H81ZM85 21H86V23H87V20H84V22H85ZM161 21H162V20H161ZM179 21H180V20H179ZM34 22H35V23L39 22V25H41V24H40L41 21H37V20L35 21V20H34L33 23H34ZM132 22H133V21H131L130 23L132 24ZM177 22H178V21H177ZM7 23H8V21H7ZM31 23H32V21H31ZM43 23H45V20L43 21ZM43 23H42V25H41L42 27H43ZM47 23H48V20H47ZM125 23H127V21L124 22L123 24H125ZM160 23H161V22H160ZM180 23H182V22L180 21ZM180 23H178V25H179ZM29 24H30V23H29ZM84 24H85V23H84ZM98 24L100 25V27L98 26ZM148 24H149V23H148ZM0 25H1V26L3 25V26L5 27L7 24H6V23H2V24H1V22H0ZM39 25H37V26H39ZM82 25H83V24H81V26H82ZM85 25H86V24H85ZM180 25H181V24H180ZM180 25L178 26L179 29L182 30L183 32H185L184 29H183L184 26L182 25L183 27H181ZM3 26L1 27V29L3 28ZM32 26H33V25H32ZM47 26H49V24H47ZM53 26H54V25H53ZM103 26H104V27H103ZM151 26H152V25H151ZM153 26H154V25H153ZM195 26H196V25H195ZM42 27H41V28L39 27V28L42 29ZM44 27H45V26H44ZM83 27H84V26H83ZM180 27H181V28H180ZM8 28H6V29L8 30ZM91 28H92V27H91ZM131 28L134 29V27H132V25H131ZM131 28H130V31H131ZM4 29H5V28L2 29L3 33H5V32H4V31H5ZM19 29H20V28H19ZM92 29H93V28H92ZM99 29H100V30H99ZM190 29H191V27H190ZM37 30H38V29H37ZM47 30H48V29H47ZM134 30H135V33H137L136 29H134ZM134 30H133L131 33H133ZM162 30H163V28H162ZM164 30H165V29H164ZM197 30H200V28L197 29ZM163 32H164V31H163ZM167 32H168V30H167ZM186 32H187V31H186ZM186 32H185V33H186ZM195 32H196V31H195ZM135 33L133 34L134 36L131 37L132 39L135 37ZM8 34H9V33H8ZM145 34H146V33H145ZM188 34H189V38H191V39H192L193 37H195V36H196V38H193V39H197V36L200 38L199 33L197 34V32H196L197 35H196L195 33H194V35H192V34H193L192 30L190 31V33H187V35H188ZM45 35H46V34H45ZM55 35H56V34H55ZM130 35H131V34H130ZM4 36H5V34H4ZM4 36L2 35V38H4ZM11 36H12V37H11ZM13 36L16 37V38H13ZM221 36L223 37V35H221ZM221 36H219V37H212V36H209V37H208V36H206V37H204V38L207 39V37H208V42H207V43H209V44L212 43L213 45L221 44L220 46H227V42L224 43V40H225V39L222 40V39H221V38H222ZM0 37H1V34H0ZM137 37H138V36H137ZM139 37H140V36H139ZM144 37H145L144 35H141V37H140V38H141V41H143V38H144ZM224 37L228 39V37H226V36H224ZM129 38H130V37H129ZM135 38H136V37H135ZM145 38H146V37H145ZM0 39H1V38H0ZM5 39L7 40L8 38L5 37ZM19 39L17 40V41H18V44H19V42H21V41H19ZM27 39H29V38H27ZM27 39H26V40H27ZM43 39H44V38H43ZM45 39H46V38H45ZM45 39H44L43 42H45ZM137 39L139 40V38H136L135 41H136ZM191 39H190V40H191ZM9 40H8V43H9ZM29 40H30V39H29ZM117 40H118V39H117ZM125 40H126V39H125ZM125 40H123V41H125ZM130 40H131V39H130ZM198 40H199V39H198ZM1 41H2V39H1ZM17 41L14 42V43H16V45H17ZM119 41H120V39H119ZM131 41H134V40H131ZM199 41H200V40H199ZM3 42H7V41H5V40L3 39ZM3 42H2V44L4 45ZM27 42H28V40H27ZM27 42H23L24 44L21 45V47H22L21 49H17L18 47H17V48L14 47L15 44L13 45V43H11V44L13 45L12 48L9 47V48H11V49H8V48H7L8 46H5V45H4V46L6 47L5 49H7V50L4 51L3 53H5V52H7V51H9V50H12V52L14 51L15 54H16V50H13L14 48H16L17 50H20V52L17 51V53L19 52V55H22V54H20V53H22V52H21L22 49L29 50V52H31V50H32V52L34 53V51L37 50V44H38L37 41H36V42L34 41V43L36 44V48H35L34 51H33L34 48H30L31 46H33L34 43L28 42V43H31V46L28 47V46L26 45ZM43 42H42V44H43ZM48 42H49V41H48ZM129 42H130V41H129ZM136 42H138V44H139V43H140V40H139V41H136ZM136 42H135V43H136ZM203 42H204V41H203ZM8 43H7V44H8ZM21 43H22V42H21ZM21 43H20V44H21ZM28 43H27V44H28ZM135 43H134L133 46H135ZM7 44H6V45H7ZM11 44H9V45L11 46ZM39 44L41 45V43H39ZM39 44H38V51H39L40 49H43V46H45V44H43V45H41V46H40ZM131 44H132V43H131ZM136 44H137V43H136ZM205 44H206V43H205ZM3 45H1L0 48H3V50H4V46H3ZM23 45H26V47H28L29 49H27V48H26L25 46H23ZM28 45H30V44H28ZM120 45H121V47H118L116 44H113V46L110 47V49L108 50V51H109V55H108V53H107L106 51H103L104 49L100 48V49H98V50H96V51L94 52L93 57H94L95 59L98 60V65H97V66H98L99 68H100V67L102 68L103 73H105V74L112 73L111 71H112V68H113V67H120V68H121V71H122V74H123L124 77L128 80V79L130 78V76L132 75V73H133V72H137V71H136V70H129V71H127V72L123 71V68H124L125 64H128L129 61H130V59H131L132 57H130V54H129V53H126V50L122 47V44H120ZM193 45H194V44H193ZM199 45H201V43H200ZM202 45H204V43H203ZM202 45H201V46H202ZM2 46H3V47H2ZM34 46H35V45H34ZM49 46H50V45H49ZM131 46H132V45H131ZM131 46H129V47H131ZM210 46H211V45H210ZM210 46H208V47H210ZM19 47H20V46H19ZM24 47H25V48H24ZM39 47H42V48H39ZM51 47H52V46H51ZM54 47H55V45H54ZM100 47H101V46H100ZM199 47H200V46H199ZM52 48H53V47H52ZM52 48H50V49H51V50L56 49V48H53V49H52ZM96 48H98V47H96ZM192 48H193V47H192ZM101 49H102V50H101ZM135 49H136L137 51H139V49H137V48H135ZM135 49L133 48V50H135ZM189 49H191V47H189ZM200 49H201V47H200ZM208 49H209V48H208ZM211 49H212V47L210 48V50H211ZM0 50H1V49H0ZM25 50H23V51L25 52ZM44 50H46L45 47H44V49H43V52L40 50V51L42 52V53H41V52H40V53L43 54L42 56H44V54H45L46 56L50 54V52L48 53L47 50H46L47 52H45ZM51 50H50V51H51ZM206 50H207V48H206ZM258 50H259V49H258ZM258 50H257V51H258ZM38 51H35V52H38ZM145 51H150V49H145ZM208 51H209V50H208ZM208 51H207V52H208ZM212 51H214V52H215V51H216V52H219V51H217L216 49H215V50L212 49ZM250 51H251V50H250ZM0 52H2V50H1ZM9 52H10V51H9ZM44 52H45V53H44ZM53 52H54V51H51L52 54H53ZM207 52H205V55H208V57L211 56V55H209ZM209 52H210V51H209ZM216 52H215V53H216ZM10 53H11V52H10ZM10 53L7 52V56H6V54H5V56H3L4 54H3V55L1 54L0 59H2V57L5 58V57H8V56H9V59H10V56H11V58H14L15 55H14V54H10ZM25 53H27V54H25ZM25 53H23V55L25 54V55H26L25 57H27L28 52H25ZM40 53H37V54H40ZM46 53H48V54H46ZM206 53H207V54H206ZM215 53H214V54H215ZM8 54H10V55H8ZM34 54H35V53H34ZM37 54H36V55L29 54V55H30V56H34V57H32V58H35V56L37 57ZM52 54H50V55H52ZM202 54H203V53H202ZM214 54H213V55H214ZM224 54H225V53L223 52V55H224ZM13 55H14V56H13ZM23 55H22V57H23ZM154 55H155V54H154ZM205 55L203 54V56H205ZM215 55H216V54H215ZM227 55H229V54L227 53ZM12 56H13V57H12ZM16 56H17V57H15V58H20V57H18L17 54H16ZM201 56H202V55H201ZM203 56H202V57H203ZM217 56H219V55H217ZM22 57H21V58H22ZM25 57H23L22 59H24ZM28 57H29V56H28ZM28 57H27V58H28ZM38 57H39V55H38ZM47 57H48V56H47ZM150 57H151V56L149 55V58H150ZM192 57H193V56H192ZM208 57L206 56V59H208ZM211 57H212V56H211ZM221 57H222V56H221ZM231 57H233V56L231 55ZM231 57H230V59H231ZM15 58H14V60H15L16 62L12 59V60H13V63H16V64H17V61L20 63L21 58H20V60H16ZM30 58H31V57H29V59H30ZM79 58H82V57H81V56H78L77 59L79 60ZM153 58H154V57H153ZM222 58L225 59V60L222 59L223 62L228 60V59L225 58V57H222ZM25 59H26V58H25ZM25 59H24V62L26 61L25 64H27V62L29 61V59H28V61H27V59H26V60H25ZM134 59H135V58H134ZM189 59L192 60L193 58L189 57ZM194 59H196V57H194ZM203 59H205V57H204ZM209 59H210V58H209ZM213 59H216V57L214 56ZM226 59H227V60H226ZM249 59H250V58H249ZM254 59H255V57L253 58V61H254ZM256 59H257V57H256ZM3 60H4V59H3ZM5 60L7 61L8 58H7V59L5 58ZM5 60H4L3 62H4V64H6V66H7V63H9V61H10L11 59L8 60V62H5ZM32 60H33V61H32ZM145 60L148 61V58L145 57ZM154 60H155V59H154ZM217 60H218V62H219V64H220V61H219V60H221V59H220V56H219V59H218V57H217ZM232 60H234V57L232 58ZM247 60H248V59H247ZM22 61H23V60H22ZM22 61H21V62H22ZM31 61H32V62H35L34 59H30V62H31ZM208 61L210 62V64L208 63V65H211V63H213V61H210V60H208ZM235 61H237V60H235ZM243 61H244V62H247V61H245V60H243ZM248 61H251V60H248ZM258 61H259V60H258ZM0 62H1V60H0ZM30 62H29V63H30ZM32 62H31L30 64H31V65H35V63L32 64ZM43 62H45V61H43ZM223 62L221 63V65H226L227 63H230L229 61H227L226 63H223ZM237 62H241V64L243 63L242 60H238ZM237 62H235V64H237ZM256 62H257L256 60H255L254 62H251L250 65H249L250 67H247V66H246V67L249 69V74H250V71H251V70H253L252 73L255 74V71H254V70H258V68H261V67L263 68V67H264V66L258 65L259 63L257 62V66H261V67H256V68L254 69V68H253L254 65H255L254 63H256ZM1 63H2V62H1ZM85 63H86V62H85L84 60H83V62L79 60V66H80V64H82L81 67H80V68L77 67V69L73 70L72 73H71V75H70L69 78H68V84H69L70 87L73 89L72 92L74 93V97H70V99L66 102L67 106H66V108H65V114H66V116H67L68 127L71 129V131H74V132L81 131V132H83V133H87V134H89V135H93V134L95 135V134L98 133L97 130H99V128H100V126H101L100 115H101V113H102V110H101L102 107H101V105H99V104H94V102L92 103L91 95H89V93H86V91L83 89V86L81 85V80H82L81 77H82V75H85L84 72L86 73L87 70H88V69H86ZM146 63H147V62H146ZM153 63L155 64L154 61H153ZM260 63H261V62H260ZM9 64H10V63H9ZM16 64H15V65H16ZM20 64H21V63H20ZM22 64H23V62H22ZM150 64H151V63H150ZM230 64H231V66L234 65L233 67H235V64H234V63H230ZM230 64H229V65H230ZM238 64H239V63H238ZM248 64H249V63L247 62V63L242 64V65H248ZM251 64H253V67H252ZM0 65H1V64H0ZM15 65H14V66L12 65V66H13V67H16ZM23 65H24V64H23ZM23 65H21V66H23ZM202 65H203V64H202ZM213 65H216L215 67H219V66H217V63L215 64V61H214ZM213 65H212V66H213ZM221 65H220V67H221ZM242 65H237V66H238V67H239V66L242 67ZM1 66H2L1 69H6V68H5V67H6L5 65H4V68H3V63H2ZM21 66L18 67V65H17V69H16V68H15V69L13 68L14 70L12 69L11 71H16V70L18 71V69H19V70H23V69H24L25 72L22 71V74H23V73H26V71L29 69V68H28L29 65H28V64L26 65V67H27L28 69H25V68H26V67H24L25 65L23 66L24 68H21ZM170 66H171L170 64L163 65L162 67L160 66V67L158 68V70L155 71V72H156L157 76L159 75L157 72H160V74H161V75H160V76H161L160 79L163 78L162 80H163L165 83H164L163 81H162V82L166 85L167 90L170 89V91H172V90H174V88H175V82H174V80H176V79L173 78V74H172L173 71H171V70L169 69ZM237 66H236V67H237ZM255 66H256V65H255ZM32 67H33V68H32ZM32 67H30V69H31V70L33 69V70H34V69H35V66H32ZM38 67H39V66H38ZM157 67H158V66H156V68H157ZM226 67L228 68V66H225V69H226ZM238 67H237V68H238ZM243 67H245V66H243ZM243 67H242L241 69H243V70H246V69H247V68L244 69ZM20 68H21V69H20ZM41 68H43V67H40V69H41ZM45 68H46V66H45ZM84 68H85V69H84ZM170 68H172V67H170ZM210 68H211V67H210ZM213 68H214V67H213ZM223 68H224V67H223ZM230 68H232V67H229V69H228L229 71L231 70V73L229 72L230 75L226 74V73L224 72L225 70L222 71V70H220L221 68L219 69V70H220L219 72H221V71L223 72V73L221 72V73H222L221 75H223L222 77H224L225 74L228 75V76H233V77H234L235 74L232 75V74H233V73H232V69H235L234 71H235L236 74L238 73V70H237L236 68H232V69H230ZM251 68H252V69H251ZM7 69H8V68H7ZM7 69L4 70V71L7 72ZM10 69H11V68H10ZM10 69H9V71H10ZM79 69H80V70H79ZM205 70H206V69H205ZM213 70H214V69H213ZM215 70L218 72V68H216ZM243 70H241L242 72H240V69H239V74L237 75V78H239V77H242V78H243V74H240V73H248L247 71L243 72ZM259 70H260V69H259ZM261 70H263V74H264V68L261 69ZM2 71H3V70H2ZM37 71H38V70H37ZM39 71H40V70H39ZM206 71H207V70H206ZM226 71H227V70H226ZM234 71H233V72H234ZM6 72H3V73H6ZM33 72L35 73V71H31V72H28L27 75H28L29 77H30V75L34 76V73H33ZM138 72H141V71H138ZM171 72H172V73H171ZM217 72H215L214 74L217 75V74L219 73V72H218V73H217ZM256 72H257V71H256ZM258 72H259V71H258ZM29 73H30V74H29ZM31 73H33V74H31ZM113 73H114V71H113ZM212 73H213V72H212ZM227 73H228V72H227ZM198 74H199V73H198ZM203 74H204V73H203ZM254 74H253V75H254ZM258 74H261V75H259V76H262V75H263L262 72H260V73H258ZM25 75H26V74H25ZM27 75H26V76H27ZM35 75H36V74H35ZM205 75H206V74H205ZM239 75H240V76H239ZM244 75H245V74H244ZM253 75H252V76H253ZM255 75H257V74H255ZM37 76H38V79H39L40 76H39V75H37ZM48 76H49V75H48ZM50 76H51V75H50ZM174 76H175V75H174ZM207 76H208V75H207ZM213 76H215V75H213ZM217 76H219V74H218ZM217 76H216V78H215V77H212V78H213V79H214V78L217 79ZM228 76H226V77H228ZM248 76H249V75H248ZM257 76H258V75H257ZM257 76H256V77H257ZM259 76H258L257 78H259V79H260L259 81L261 82V79H263L264 77H261V78H260ZM29 77H27V78H29ZM106 77H107V76H106ZM106 77H103V78H101V79H98L99 88H100V89H99L100 92H99L98 94H103L104 92L107 91V89L105 88V84L107 83V81H106L107 78H106ZM151 77H152V76H151ZM158 77H159V76H158ZM220 77H221V76H220ZM220 77H219V78H220ZM256 77L254 76L253 79L256 80V79H257ZM0 78H1V76H0ZM230 78H232V77H230ZM230 78L228 77V78H224V79H225V80H227V79L229 80ZM237 78H236V79H237ZM242 78H239V79L243 80V79H245L246 77H244L243 79H242ZM248 78H249V77H247L246 79H248ZM30 79H33V80H34V77H31ZM38 79H37V80H38ZM222 79H223V78H221V80H222ZM233 79H234V78H233ZM233 79H231V80L233 81ZM249 79H250V78H249ZM249 79H248V80H249ZM1 80H2V78H1ZM25 80H28V81H29V79H25ZM35 80H36V76H35ZM35 80H34V81H35ZM40 80H41V79H40ZM96 80H97V79H96ZM203 80H204V78H203ZM217 80H219V79H217ZM217 80H215V81H217ZM221 80H220V81H221ZM225 80H224V81H225ZM231 80H229V81H231ZM237 80H238V79H237ZM237 80H236L235 82H232L231 84H230V82L228 81V82H229L228 85H230V87H231L232 85H235L234 83L237 84ZM250 80H252V79H250ZM30 81H31V80H30ZM30 81H29V82H30ZM34 81H31V84H32ZM38 81H39V80H38ZM210 81H211V80H210ZM220 81H219V82H220ZM244 81H245L247 84H248V83L251 84L250 81H249V82H247V80H244ZM244 81H243V83L239 81L237 85H240V83H242V84L244 85V83H245ZM256 81H257V80H256ZM259 81H258L257 85H258V86H261L262 84L259 85ZM36 82H37V81H36ZM36 82H35V84H37ZM39 82H40V81H39ZM162 82H161V83H162ZM217 82H218V81H217ZM222 82H223V81L220 82L221 85L224 83V82H223V83H222ZM225 82H227V81H225ZM252 82H253V80H252ZM220 83H219V84H220ZM246 83H245V84H246ZM262 83H263V85H262L261 87L263 88V87H264V79L262 80ZM31 84H30V85H31ZM242 84H241V85H242ZM249 84H248V85H245L244 87H245V88L248 87L247 89H249V88H251V87H252L253 89L255 88V87H254V85H255L254 82L252 83V84H254L253 86H251V85H249ZM30 85H29V86H30ZM237 85L234 86V87L232 86V88H230L229 86H227V87H229L230 89L233 90L232 94L234 93V91H236L237 94H238V92L240 93V91H242V87H240V91H239V89H238L239 86H238V88H237ZM38 86H40V83H39ZM38 86H36V87H38ZM258 86H257L256 88L262 89L261 87H258ZM2 87H3V86H2ZM33 87H34L33 89H36V88H35V85H33ZM123 87H124V86H123ZM235 87H236L238 90H234ZM29 88H30V87H29ZM38 88H40V87H38ZM193 88H194V87H193ZM33 89L30 88V90L34 91ZM171 89H172V90H171ZM185 89H186V87H185ZM253 89L250 90L249 92H252V93L254 92V93H255V90H256V89H255V90H253ZM263 89H264V88H263ZM263 89H262L261 91H263ZM23 90H24V89H23ZM36 90H37V89H36ZM36 90H35V92H37ZM167 90H166V91H167ZM208 90H209V92H210V89H208ZM257 90H258V89H257ZM19 91H20V90H19ZM32 91H31V92H32ZM84 91H85V93H86L85 95H83V94H84ZM224 91H225V90H224ZM229 91H230V90H229ZM243 91L246 93V91L244 90V88H243ZM243 91H242V92H243ZM259 91H260V90H259ZM261 91H260V94H261V95L263 94V97H264V93H261ZM45 92H46V90H45ZM217 92H218V91H217ZM247 92H248V91H247ZM249 92H248V93H249ZM3 93H4V92H3ZM18 93H19V92H18ZM26 93H29V91L26 92ZM38 93H40V91H38ZM38 93H37V94H38ZM43 93H44V92H43ZM148 93H149V92H148ZM258 93H259V92H257V94H258ZM12 94H13V92H12ZM19 94H21V93H19ZM30 94H31V93H29V95H30ZM171 94H173V93H171ZM227 94H228V93H227ZM227 94H226V95H227ZM237 94H236V95H237ZM257 94H252L251 96H250V94H249L250 99H248V100H252V99H253L254 101H258L259 99H261L262 96H261V95H257ZM14 95H15V93H14ZM34 95H35V94H34ZM45 95H46V94H45ZM56 95H57V94H56ZM152 95H153V94H152ZM218 95H219V94H218ZM223 95H224V94H223ZM223 95L221 94L222 97H224V98L227 97V98H228V96H226V95L223 96ZM239 95H242V96H243V94H241V93H240ZM245 95H246V94H244V96H243V97H240V98H243V99L246 100L247 98H246ZM253 95L261 96V97L257 100V97H256V99H255V96H254V98H252ZM27 96H28V95H27ZM35 96H36V95H35ZM48 96H49V95H48ZM117 96H118V95H117ZM213 96H214V95H213ZM225 96H226V97H225ZM249 96H248V97H249ZM10 97H11V96H10ZM16 97H18V96L16 95ZM19 97H21V95H20ZM50 97H51V96H50ZM54 97H55V95H54ZM244 97H245V98H244ZM22 98H23V97H22ZM27 98H28V97H27ZM48 98H49V97H48ZM52 98H53V97H52ZM52 98H49V99L52 100ZM116 98H117V97H116ZM175 98H177V97H175ZM214 98L216 99V101L219 99V97H217V98L214 97ZM227 98H226V99H227ZM14 99H17V98H14ZM93 99H94V98H93ZM130 99H131V97H130V94H129L128 92H126V93L124 94L123 97H121V98H119V99L117 98V99L113 102V105H112V106L114 107V108H113L114 111H116V112H120V111H121V112H123V113H126V111H127V105H126L125 102H128V103H129V100H130ZM173 99H174V98H173ZM173 99H171V100H173ZM215 99H214V100H215ZM220 99H221V101H222V98H220ZM226 99H223L222 103H221V101H219V102L217 101V102H218V103H217L218 106H219L220 103L223 104V102H226L227 100H230V99H227V100H226ZM1 100H2V98H1ZM1 100H0V101H1ZM18 100H20V99H18ZM25 100H26V99H25ZM25 100H23V101H25ZM47 100H48V99H47ZM56 100H58V99H56ZM177 100H179V99H176V101H175L176 104H178V106L181 105V109H182V104H179ZM214 100H213V102H216V101H214ZM224 100H226V101H224ZM248 100H247V101H248ZM253 100H252V101H249V102L252 103ZM58 101H59V100H58ZM61 101H62V100H61ZM52 102H53V101H52ZM56 102H57V101H56ZM172 102H173V101H172ZM175 102H174V105H175ZM45 103H46V101H45ZM53 103H54V102H53ZM146 103H147V102H146ZM181 103H183V104L185 105V110H186V112H185V116L188 117V118H189V117H192L193 115H191L190 113L187 112V111H188L187 109H190V108H187V109H186L187 104H185L184 101H181ZM226 103H230V104H231V102H226ZM49 104H50V103H47V106H46V107H49V106L51 105V104H50V105H49ZM56 104L58 105V103H56ZM214 105H215V104H214ZM223 105H224V106H223L224 109H226V108L228 109V108L230 107L229 104H226V105H229V107H227L225 104H223ZM54 106H56V105H54ZM54 106L51 105V108H50V109H49V108H46V109H49V110L53 109V111H54V109H57V108L54 107ZM58 106H60V105H58ZM220 106L222 107V105H220ZM225 106H226V108H225ZM52 107H53V108H52ZM172 107H173V106H172ZM211 107H212V106H211ZM214 107H217V105L214 106ZM35 108H37V107H35ZM35 108H33V109H35ZM177 108H179V107H177ZM177 108H176V109H177ZM46 109H45V110H46ZM58 109H59V108H58ZM218 109L220 110V115H219V116L222 115V117H223V115L225 114V112L223 111L224 109H221V108H219V107H218ZM230 109L232 110V106H231ZM230 109H228V111H231ZM0 110L2 111L1 108H0ZM177 110H178V109H177ZM191 110H193V109H191ZM221 110L224 112L223 114H221V112H222ZM1 111H0V112H1ZM20 111H21V110H20ZM55 111H56V110H55ZM57 111H58V110H57ZM57 111H56V112H57ZM193 111L195 112V110H193ZM200 111H202V110H200ZM214 111H217V110L215 109ZM226 111H227V110H226ZM47 112H48V110H47ZM50 112H52V111H49V113H50ZM56 112H54V113H56ZM59 112H60V114H61V116H62L63 112H62V113H61V111H59ZM59 112H58V113H59ZM203 112H204V111H203ZM203 112H202V113H203ZM217 112H218V111H217ZM217 112H216L217 116H216V114H215V116H213V117H211V118L214 119L215 117H217V118H215L216 121H219V122H220L221 120H218V118H219V117H218V114H219V113H217ZM231 112H232V111H231ZM2 113H3V112H2ZM204 113H205V112H204ZM227 113H228L229 115L233 114V112H232L231 114H230V112H227ZM227 113H226V114H227ZM234 113H235V112H234ZM36 114H37V113H36ZM52 114H53V113H52ZM52 114H50V115H52ZM189 114H190V115H189ZM194 114L196 115V112H195ZM228 114L225 115L224 118H221V119H225V118H227V117H228ZM5 115H6V113H5ZM54 115H55V114H53V117H55L54 119H55V120H58V119H59L58 116H60V115H58V114H56V116H54ZM57 115H58V116H57ZM10 116H11V115H10ZM202 116H203V115H202ZM202 116H201V117H202ZM232 116H233V115H231L230 118H232ZM36 117H37V116H36ZM49 117H50V116H49ZM53 117H52V118H53ZM56 117H57V118H56ZM193 117H194V116H193ZM197 117H198V116H197ZM197 117L195 116V118H194V120H192V122H193V121H194V122H197V120L195 121V119H197ZM203 117H204V116H203ZM203 117H202V118H203ZM205 117H206V116H205ZM12 118H13V117H12ZM12 118H11V119H12ZM62 118H63V117H62ZM103 118H104V117H103ZM170 118L174 119L173 116L170 117ZM209 118H210V117H209ZM228 118H229V117H228ZM241 118H242V117H241ZM48 119H49V118H48ZM232 119H233V118H232ZM232 119H231V120H232ZM42 120H43V119H42ZM42 120H40L39 122L37 121V122H38V123H43ZM55 120H53V122H54ZM176 120H177V119H176ZM176 120H175V121H176ZM178 120H179V119H178ZM188 120H189V119H188ZM188 120H187V121H188ZM202 120L205 121V123H207V125L210 123L209 121L206 122V121L208 120V119H206V118H205V120H204V119H202ZM202 120H201V121H202ZM235 120H236V118H235ZM242 120H245V121H246V119H242ZM242 120H241V121H242ZM50 121H52V120H50ZM124 121H125V120H123V122H124ZM128 121H129V120H128ZM128 121H127V122H126V121L124 122V125H125V126H126V124L129 123ZM165 121H166V120H165ZM169 121H170V120H169ZM203 121H202V123H203ZM216 121L214 120V121H212V122H216ZM225 121H227V122L229 123L230 119H228V120L225 119ZM236 121H237V123H238L239 120H236ZM241 121H239V122H241ZM48 122H49V121H48ZM53 122H52V123H53ZM55 122H56V121H55ZM58 122H59V120H58ZM167 122H168V121H167ZM167 122H166V123H167ZM176 122H177L178 126L183 125V124H181L180 121H179V123H178V121H176ZM194 122H193V123H194ZM232 122H233V120H232ZM49 123H50V122H49ZM52 123H51V124H52ZM163 123H164V122H163ZM163 123H162V124H163ZM185 123H186V122H185ZM200 123H201V122H200ZM202 123H201V124H202ZM221 123H224V124H225V122H222V121H221ZM221 123H220V125H221ZM22 124H23V123H22ZM169 124H170V122H169ZM174 124H175V123H174ZM179 124H180V125H179ZM195 124H196V126H197L198 123H195ZM240 124H241V123H240ZM165 125H166V124H165ZM198 125H199V126H203L204 124H203V125L198 124ZM214 125H215V124H214ZM222 125H223V124H222ZM222 125H221V127H223ZM229 125H230V123L228 124V126H229ZM234 125H235V124H234ZM0 126L2 127L1 124H0ZM20 126H21V125H20ZM161 126H164V125H161ZM161 126H160V127H161ZM168 126H169V125H168ZM168 126H167V128H168ZM199 126H197V127H199ZM228 126H227V128H228ZM235 126H236V125H235ZM237 126H238V124H237ZM4 127L8 129V127H6V126H4ZM4 127H3V129H5ZM180 127H181V126H180ZM197 127H195V128H197ZM233 127H234V126H233ZM158 128H159V127H158ZM161 128H162V127H161ZM169 128H170V127H169ZM169 128H168V129H169ZM200 128H202V127H200ZM209 128H210V126H209ZM211 128H214V127H211ZM227 128H226V129H227ZM234 128H235V127H234ZM0 129H1V128H0ZM7 129H6V130H7ZM163 129H164V128H163ZM165 129H166V128H165ZM165 129H164V131H165ZM173 129H175L174 131H177L176 129H178V128H176V125H175V128L173 127ZM180 129H181V128H180ZM180 129H179V130H180ZM197 129H198V128H197ZM197 129H196V130H197ZM204 129H205V128H204ZM216 129H217V128H216ZM224 129H225V128H224ZM6 130H4V131H6ZM9 130H12V129H9ZM154 130H156V129H154ZM159 130H161V129L159 128ZM171 130H172V129H170V131H171ZM183 130L185 131V129H183ZM194 130H195V129H194ZM196 130H195V131H196ZM198 130L200 131V130H202V129H198ZM218 130H219V132L221 133V131L223 130V128H222V129L218 128ZM220 130H221V131H220ZM228 130H230V129H228ZM1 131H2V129H1ZM157 131H158V130H157ZM157 131H156V132H157ZM164 131H162V132L164 133ZM167 131H168V130H167ZM170 131H169V132H170ZM172 131H173V130H172ZM174 131L171 132V133L173 134ZM207 131H208V130H207ZM207 131L205 130V132H206L205 134H209V135H210V134L212 133V132H209V133H208ZM216 131H217V130H216ZM7 132H9V131H7ZM178 132H179V131H177V133H178ZM180 132H182V130H180ZM196 132H197V131H196ZM200 132H201V131H200ZM224 132H226V131L224 130ZM250 132H251V131H250ZM9 133H12V132L10 131ZM163 133H161V134H163ZM167 133H168V132H167ZM167 133H166V134H167ZM171 133H170V134H171ZM177 133H176V136H177ZM201 133H202V132H201ZM217 133H218V132H217ZM222 133H223V132H222ZM222 133H221V134H222ZM226 133L228 134L229 132L227 131ZM261 133H262V132H261ZM0 134L6 135V133L4 134V132H2V133H0ZM7 134H8V133H7ZM157 134L159 135V133H157ZM168 134H169V133H168ZM180 134H181V133H180ZM191 134H192V132H191ZM197 134H198V133H197ZM214 134H215V133H214ZM214 134H211V135L213 136ZM229 134L231 135V133H229ZM229 134H228V135H229ZM3 135H1L3 139H5L6 137L9 136V135H8V136H4V137H3ZM158 135H155V136H158ZM164 135H165V134H164ZM209 135H207V137H209V140H210L211 137H210ZM11 136H12V135H11ZM11 136H9L8 138H10ZM153 136H154V135H153ZM153 136L151 137V139H152V138H156V140H159V137H153ZM167 136H168V135H167ZM167 136H166V137H167ZM189 136H190V133H189ZM215 136H216V135H215ZM222 136H223V135H222ZM166 137H165V138H166ZM172 137H174V136H172ZM192 137H194V136H192ZM197 137H198V136H197ZM218 137H219V136H217V138L214 137V138H212V139H216V141H218V140L220 141V139H218ZM229 137H230V136H229ZM2 138L0 137V139H1V141H0V145H2V144H1V143H2ZM8 138H7V139H8ZM160 138L162 139L161 135H160ZM169 138H170V136H169ZM179 138H180V135H179ZM12 139H13V136H12ZM12 139H9L10 142L12 141ZM75 139H76V138H75ZM161 139H160L159 141H161ZM174 139H175V138H174ZM217 139H218V140H217ZM226 139L228 140V139H230V138H227V137H226V138H224L225 141H223V143H221V142H220V143L224 145V142H227ZM239 139H240V138H239ZM13 140H14V139H13ZM70 140H72V139H70ZM147 140H148V139H147ZM149 140H150V139H149ZM156 140H155V141H156ZM168 140H170V139H168ZM193 140H194V139H193ZM197 140H198V138H197ZM3 141H4V143H5V140H3ZM6 141H7V140H6ZM15 141L18 142V140H15ZM68 141H69V139H68ZM150 141H151V140H150ZM153 141H154V140H153ZM163 141H164V140H163ZM171 141H174V140L171 139ZM171 141H166V143H167V142H171ZM175 141H176V140H175ZM189 141H190V139L188 140V142H189ZM191 141H192V140H191ZM194 141L198 143V141H196V138H195ZM207 141H208V140H207ZM210 141H212V140H210ZM213 141H215V140H213ZM213 141H212V142H213ZM216 141H215V142H216ZM7 142H8V141H7ZM54 142H55V141H54ZM72 142H73V141H72ZM156 142H157V141H156ZM156 142H155V143H156ZM178 142H179V141L177 140V143H178ZM188 142H187V143H188ZM195 142L192 141V143H195ZM212 142H210V143L213 144L214 142H213V143H212ZM229 142H231V144H232V140H231V141L229 140ZM4 143H3L2 146H4ZM8 143H9V142H8ZM8 143H6V144H8ZM15 143H16V142H15ZM15 143L13 144V141H12L11 144H10V143H9V144H10V146H11L12 144H13V146H14ZM74 143H78V142H75V141H74ZM79 143H82V142H79ZM161 143L163 144V142H161ZM171 143H172V142H171ZM187 143H185V144L188 145ZM189 143H190V142H189ZM192 143H190V144H192ZM197 143H195V145L192 144L193 146L189 144L190 146H188V147H190V149H191V151H190L191 154H190V152L188 151V150H190V149H187L188 147L186 148V146L183 145V147L185 146L184 149H187L186 152H189V154H190V158H191V156L194 154V152H193V154H192V151L196 148V147H194V146H196ZM210 143H209L208 145H210V148L212 149V151L215 150L216 147H214V146L211 147L212 145H211ZM217 143H219V142H217ZM162 144H160V145L162 146ZM168 144H170V143H168ZM175 144H176V143H175ZM175 144H174V142H173V144H170V146L167 147V150H169V149L171 150V148H173V147L175 148V147H176ZM225 144H226V143H225ZM72 145H73V143H72ZM79 145H80V144H79ZM83 145H84V144H83ZM144 145H145V143H144ZM156 145H158V143H156L155 146H156ZM171 145H174V146L171 147ZM213 145H216L217 147L220 146V145H217V144H213ZM229 145H230V144H229ZM229 145H228V146H229ZM5 146H6V145H5ZM22 146H23V145H22ZM55 146H56V145H55ZM74 146H75V145H74ZM81 146H82V145H81ZM142 146H143V145H142ZM178 146L182 149V147L178 144L177 147H176L175 149H172V151H173V150H176V149L178 148ZM77 147H78V146H77ZM149 147H150V146H149ZM159 147H160V146H159ZM163 147H164V146H162L161 148H163ZM170 147H171V148H170ZM191 147H192V148H191ZM197 147H198V146H197ZM199 147H201V145H199ZM207 147H208V146H207ZM207 147L205 146V148H207ZM221 147H222V146H221ZM229 147H230V146H229ZM229 147L225 146V148H227V149H228ZM7 148H8V150H9V146H8ZM35 148H36V147H35ZM75 148H76V147H75ZM86 148H87V146H86ZM157 148H158V147H157ZM168 148H169V149H168ZM180 148H179L178 150H176V152L179 151ZM202 148H203V147H202ZM205 148H203L201 151H203V150H207V149H205ZM210 148H209V150H210ZM225 148H224V149H225ZM0 149H1V148H0ZM3 149H4V148H3ZM3 149H1V150L3 151ZM83 149H84V148H83ZM90 149L93 150L92 148L86 149V150L84 151V154H83V155H84V156H86L85 154L88 155V153H86V152H87V150H90ZM115 149H116V148H115ZM192 149H193V150H192ZM197 149H200V148H197ZM197 149H195V150H196V151H199V153L197 152L196 154H194V157L196 156V157L198 158L199 162H200V161H202V157H198V156H201V155H197V154H201V152H200V150H197ZM1 150H0V153H3V152H1ZM162 150H163V149H162ZM182 150H183V149H182ZM182 150L179 151V152H182ZM216 150H217V148H216ZM220 150H221V149H220ZM4 151H5V150H4ZM78 151H79V148H77L76 152H78ZM184 151H185V150H183V152H182L183 154L186 153V152L184 153ZM196 151H195V152H196ZM217 151H218V152H217ZM217 151H213V152H216L217 154H219V147H218V150H217ZM222 151H223V150H222ZM222 151H221V152H222ZM5 152H6V151H5ZM5 152L3 153V155L5 154ZM35 152H36V151H35ZM37 152H38V151H37ZM82 152H83V151H82ZM88 152H89V151H88ZM162 152H163V151H162ZM162 152H161V153H162ZM173 152H175V151H173ZM176 152H175V153H176ZM213 152H212V154H211V151H209L208 153L211 154V155H213V154H214ZM225 152H226V151H225ZM7 153H8V151H7ZM31 153H32V152H31ZM33 153H34V152H33ZM89 153H90V152H89ZM113 153H114V151H113L112 148H109V149L106 150V154H107V156H108V158H107L108 160H112ZM161 153H160V154H161ZM167 153H168V151H167ZM169 153H170V151H169ZM169 153H168V154H169ZM177 153H178V152H177ZM222 153H224V152H222ZM222 153H221V155H223V157H224V156H227V155L222 154ZM8 154H9V156H10V155H11V152H9ZM8 154H6V155H8ZM27 154H28V153H27ZM173 154H174V153H172V155H173ZM178 154H179V153H178ZM180 154H181V153H180ZM183 154H181V155H183ZM186 154L189 156L188 153H186ZM186 154H185V155H186ZM209 154H208V155H209ZM1 155H2V154H1ZM6 155H4V157H5ZM28 155H29V154H28ZM37 155H38V153H37ZM37 155L35 154V156H37ZM135 155H136V154H135ZM170 155H171V154H170ZM174 155H175V154H174ZM211 155H210V156H211ZM221 155H218V156H221ZM9 156H6L5 158H2V160L4 159V160H3V165H2V166H3V168H5L6 170L4 171V169H3V171L0 173V186H1V191L3 192V195H1L0 197H1V199H2V204H3V203L5 204V206H3V208L6 207V210L0 209V210H1V211H0V227H1L2 225H7V224H10V223H11V217H12V216L10 215V210H8V208H7V207L9 206V204L6 205V202H7V201H8L9 203H10V201H11L10 198H8V195H11V192H16V191H21V190H23L24 186L27 188L28 195H29V199H28V202H27V198H26V200H25L26 203L23 202V205H22V204H21V205L24 206V208H25V213H26L27 217H28V215L30 214V212H31V213H32V212L37 213L38 210H41V212L43 213L44 217H46L47 222H48L49 225H50L51 221H53V216H54L55 211H56V210H59L60 208H63L66 204H69L73 198H74V199L76 198V194H75L74 192H73L74 195H73V193H69L68 195L66 194L67 196H69V197H67L65 194L62 195V192H60L61 190H60V191H59V190H56L57 192L59 191V193L56 192V195H55V192H53V191L51 190L52 187H53L54 189H57V188L59 187V185H61V184L63 183V181L66 179L65 175H63L64 173L60 172V170H59V165H60L59 162H57L54 158H52V157H53L52 155H44L43 157H38L37 159L30 158V159L28 160L27 158H25L24 161H20V162H24V165H22L23 167H22V168H19V167L21 166V164H20V166H18L17 164H15L16 159H15V161L13 162L12 159H11ZM12 156H13L14 158H16V155L12 154ZM22 156H24V155H22ZM31 156H33V155L31 154ZM35 156H34V157H35ZM89 156L93 157V156H94V153L92 152V154H89ZM168 156H169V155H167V158H168ZM175 156H176V158H177V157H180V155H179V156L175 155ZM210 156H209V160L212 161L213 163H209V161H208L207 163L210 164V165H208V164L205 165V163H206V159H207V157H205V159H204V160H205V163H204V162H203V163H200V164H203L202 167H204V166H207V167H208V166H211L212 164H214V161L211 160V157H210ZM214 156H217V155L214 154ZM214 156H213V158H214ZM8 157H9V158H8ZM29 157H30V156H29ZM77 157H78V156H77ZM170 157H171V156H170ZM170 157H169V158H170ZM186 157H187V156H184V159H185V160L188 159V158H186ZM6 158H7V159H6ZM17 158H19V156H18ZM20 158H22V157H20ZM23 158H24V157H23ZM35 158H36V157H35ZM174 158H175V157H174ZM174 158H173V156H172V158L167 159V162H170L169 160H172V159L174 160ZM176 158H175L174 161L177 162L178 159L180 160V159H182L183 157L181 156L180 158H177V160H176ZM192 158H193V157H192ZM192 158H191V159H188L187 161H188V162L191 161ZM203 158H204V157H203ZM219 158L222 159V157H219ZM32 159H33V160H32ZM138 159H139V158H138ZM193 159L195 160V161L193 160V161L195 162V165L198 164V167H199V163L197 162L198 160H197L196 158H193ZM200 159H201V160H200ZM221 159H220V160H221ZM233 159H234V158H233ZM2 160H1V161H2ZM19 160H21V159H19ZM22 160H23V159H22ZM179 160H178V162H179ZM204 160H203V161H204ZM207 160H208V159H207ZM215 160H217V157H216ZM220 160H219V162H220ZM155 161H157V160H155ZM174 161H171V162L174 163V164H180V163L183 162L182 165H183V168H184V166H185L184 164L186 163V161H183V159H182V162H181V160H180V163H175ZM221 161H222V163H221V162H220V163H221V165H222V164L224 163L225 159H224V160L222 159ZM17 162H18V160H17ZM78 162H79V160H78ZM146 162H147V161H146ZM149 162L152 163V161H149ZM149 162H148V165L151 166L152 164H150ZM184 162H185V163H184ZM194 162H192V161L189 162V165L191 166V164H193ZM217 162H218V160H217ZM157 163H161V162H155L154 164H156V167H157V165H158ZM162 163H164V162H162ZM162 163L159 164V165L162 166V168L165 167V166H169V165H165V164H164V166H163ZM215 163H216V162H215ZM220 163H219V164H220ZM225 163H226V165H228V164H227L228 162H225ZM18 164H19V163H18ZM95 164H96V163H95ZM142 164H145V163H142ZM146 164H147V163H146ZM146 164H145V166H146ZM217 164H218V163H216V166H215V164H214V165H213V166H214L213 168L217 169V172H216V173H218V171H219L220 175H222V174H224V173L226 174V176H227V174L229 175V173L224 172L225 169H226V170H227V169H230V170H228V172H230L231 170H233V169H231V166H232V165H229L228 168L224 167V171H223V170H218V167H217V166H219V164H218V165H217ZM148 165H147V166H148ZM193 165H194V164H193ZM221 165H220V166H221ZM226 165H222V166L220 167V169H223L222 167H223V166H226ZM239 165H240V167H241V164H238V166H239ZM94 166H95V165H94ZM142 166H143V165H142ZM150 166H149V167H150ZM178 166H179V165L174 166V167L177 169V168H179ZM187 166H188V163H187ZM187 166H185V167H187ZM196 166H197V165H196ZM196 166H195V167H196ZM200 166H201V165H200ZM238 166H237V167H238ZM153 167H154V166L152 165V169H153ZM159 167H160V166H159ZM159 167H158V169H159ZM171 167H172V168H171ZM198 167H196L197 169L195 168V169L197 170V172H196L197 174H196V173H193V174L191 175V177H190V178L193 179V180L196 178L197 175H203V174H201V173H202L201 170H200L201 173L198 174V173H199ZM207 167H204V169L207 168ZM229 167H230V168H229ZM233 167L236 168V165L234 164ZM242 167H243V166H242ZM244 167H245V166H244ZM89 168H90V167H89ZM139 168H140V167H139ZM142 168H143V167H142ZM142 168H140V170H141ZM162 168H160V169H162ZM169 168L173 169V166L170 165ZM175 168H174V169H175ZM183 168H182V170H181L182 172H184V171H183ZM199 168H200V167H199ZM213 168H212V166L209 167V169H213ZM1 169H2V168H0V170H1ZM92 169H93V168H92ZM154 169H155L157 172L159 171L160 173H162V172L166 169L165 171L167 172V174H166L167 176H168L169 173L172 174V173H171V172H172L171 170H169V171H171V172L168 173L167 168H164L163 171L160 170V169L158 170V169H156V168H154ZM179 169H181V167H180ZM184 169H185V170H188V169H186V168H184ZM200 169H202V168H200ZM204 169H203V170H204ZM244 169H246V168H244ZM247 169H248V167H247ZM69 170H71V172H75V173H76V171H77V174H78L79 178H81V179H82V177H88V176H90L89 172L91 171V170H90V171L88 172V171L85 169V167L82 166V162H81V163H78V164L74 163L73 165H70ZM69 170H68V173H69ZM142 170H143V169H142ZM142 170H141V171H142ZM206 170H207L208 173L210 172L209 174H211V171H213V170H211V171L209 170V171H208V169H206ZM237 170H240V169H235L236 172H234V173H238L239 171L237 172ZM241 170H243V169H241ZM93 171H94V170H93ZM137 171H138V172H137ZM177 171H178V172H177ZM181 171H180V172H181ZM233 171H234V170H233ZM95 172H97V171H95ZM99 172H100V171L97 172L98 175L102 174V172H101L100 174H99ZM135 172H137V174H140V173H141V172L139 173V169H138V170H135L134 173H135ZM157 172H156V173H157ZM182 172H181V174H182ZM249 172H250V171H249ZM249 172H248V173H249ZM251 172H252V171H251ZM103 173H104L105 178H106L108 181H109V180L112 178V176H113V170H111V167H103ZM151 173H152V172H151ZM151 173H150V174H151ZM153 173H155V172H153ZM174 173H175V174H180V173H179V170H175V172H173V174H174ZM204 173H205V170H204ZM208 173H207V174H208ZM213 173L215 174V172H213ZM219 173H218V174H219ZM221 173H222V174H221ZM232 173H233V172L231 171V172H230V175H231ZM234 173H233L230 177L234 176ZM253 173H255V172H253ZM137 174L135 173L134 175L137 177V176H138ZM150 174H149V176H148V175H147V176L150 177ZM170 174H169V177H166V175H163V174H161V176H162V175L164 176L163 179H164V178H170V176H171ZM194 174H196L195 178L193 177ZM207 174H206V175H207ZM225 174H224V176H225ZM93 175H94V173H93ZM98 175H96V177H95L96 180H97V178H100V176H98ZM134 175H133V176H134ZM141 175H143V174H140L139 176H141ZM154 175H155V177L157 176V174H154ZM237 175H239V173H238ZM237 175H235V176H237ZM249 175H250V174H249ZM139 176H138V179H139V180H142V178L140 179ZM145 176H146V175H144L143 178H145ZM147 176H146V177H147ZM151 176L154 177L152 174H151ZM158 176L160 177V174H159ZM158 176H157V178L159 179ZM173 176H175V175H172V176H171V179H170L171 181H172V177H173ZM203 176H205V175H203ZM222 176H223V175H222ZM226 176H225V177H226ZM91 177H92V176H91ZM152 177H151V179H152ZM155 177H154V179H156ZM179 177H180V175H178V176H176V177H173V178H179ZM181 177H183V176H181ZM187 177H189V175H188ZM187 177H184V179H188ZM192 177H193V178H192ZM227 177H228V176H227ZM92 178H93V177H92ZM190 178L188 179L189 181H188V180H185V181H186V182L188 181V182L192 183V184L189 183L190 186H192L196 181H195V182H194V181L192 182V181L190 180ZM199 178H201V176H200V177L198 176V177L196 178V180H198ZM100 179H101V178H100ZM145 179H146V178H145ZM145 179L142 180V181L144 182ZM148 179H149V178H148ZM158 179H156V181H158ZM160 179H161V178H160ZM184 179H183V181H184ZM244 179H245V178H244ZM248 179H250V178H248ZM102 180H103V178H102ZM102 180H101V181H102ZM152 180H153V179H152ZM170 180H169V181H170ZM173 180H174V179H173ZM242 180H243V179H242ZM242 180H241V181H242ZM94 181H95V179H94ZM98 181H100V180H98ZM160 181H161V180H159L157 183H160ZM162 181H165V179L162 180ZM166 181H167V180H166ZM166 181H165V182H166ZM169 181H167V182H169ZM178 181H179V183H180L182 186H183V184L185 183L184 186L189 188V185L186 186V185H187L186 182H180V181H182V180H179V179H178ZM178 181H176V184H174V185H180V184H178ZM225 181H227V180H225ZM131 182H132V181H131ZM140 182H141V181H140ZM152 182L154 183L155 181L153 180V181H151V183H149V184H152ZM165 182H163V183H165ZM167 182H166V183H167ZM174 182H175V181H174ZM174 182H173V183H174ZM221 182H222V181H221ZM244 182H246V180H245ZM95 183H96V182H95ZM163 183H162V184H163ZM166 183H165V184H166ZM182 183H183V184H182ZM199 183L201 184L202 182L200 181V182H198L197 184H199ZM100 184H101V183H100ZM102 184H103V183H102ZM102 184H101V185H102ZM104 184H105V183H104ZM141 184H142V182H141ZM169 184H172V182L169 183ZM205 184H206V185H205ZM205 184H201L200 187H202V185H203L204 187L206 186V188L209 189L210 186L207 187V185H209V183H205ZM56 185H57V186H56ZM108 185H110V183H108ZM145 185H146V184H145ZM153 185H155V187H156V186H159V187H160V186H161V187H164V186H165L164 184H163V185H159V184L156 185L155 183H154ZM166 185H167V184H166ZM195 185H196V184H194V186L190 187V188H191L190 191H192V190L195 189ZM239 185H240V184H239ZM139 186L141 187V185L136 186L137 189H140ZM143 186H144V185H143ZM150 186H151V185H150ZM170 186H171L170 189L173 190L174 187H173L172 185H170ZM170 186L167 185V186H165V187H170ZM184 186H183V188L181 187L182 190L185 189ZM196 186H197V185H196ZM227 186H228V185H227ZM229 186H230V185H229ZM236 186H237V185H236ZM136 187H135V188H136ZM138 187H139V188H138ZM144 187H145V186H144ZM155 187H154V186L152 187V189H154L153 191L151 190L152 192L155 191ZM176 187H179V186H176ZM176 187H175V189H176ZM110 188H111V187H110ZM150 188H151V187H150ZM156 188H158V187H156ZM188 188H187L186 191H188ZM190 188H189V189H190ZM192 188H193V189H192ZM202 188H203V187H202ZM206 188H203V191H204V189L207 191L208 189H206ZM58 189H59V188H58ZM146 189H147V190H146ZM163 189L166 190L167 188H162V190H163ZM170 189L168 188L169 191H171ZM175 189H174L173 191H177V189L179 190L180 188H177L176 190H175ZM196 189H197V188H196ZM196 189L194 190V192L196 191ZM200 189H201V188H200ZM142 190H143V189H142ZM149 190H150V189L146 186V188H145L144 191H145V192H147V191L149 192ZM156 190L158 191V189H156ZM159 190H160V189H159ZM180 190H181V189H180ZM198 190H199V189H198ZM209 190H210V189H209ZM237 190H238V189H237ZM253 190H254V189H253ZM23 191H24V190H23ZM151 191H150V192H151ZM169 191H168V192H169ZM190 191H189L188 193H192V192H190ZM201 191H202V190H201ZM201 191H200V190L197 191V194H198V192H199L200 194H199L198 196L196 195V196H197V198H196V202L198 201L199 204H196V205H194V206H196L197 209H198V207H199V205H200V202H201L200 200H203V199L206 198L207 196L209 197V195H210L209 193H211L210 191H208V193H206V191H204V192L201 193ZM247 191H248V190H247ZM247 191H246V192H247ZM138 192L141 193V189H140V191H138ZM145 192H143L141 195H143ZM148 192H147V194H148ZM166 192H167V190H166ZM181 192H184V191H180V192L178 191V192H176V193H178L177 196L180 197V195H181L180 193H181ZM194 192H193V195L195 194ZM252 192H253V191H252ZM252 192H251V193H252ZM52 193H53V194H52ZM157 193H159V192H157ZM157 193H156V194H157ZM162 193H163L164 196H165V194H166L165 191L162 192ZM169 193H170V192H169ZM169 193H167V194H169ZM174 193H175V192H174ZM174 193H170V194H171V195H172V194L174 195ZM185 193H186V192H185ZM203 193H206L207 195H206V194H203ZM238 193H239V192H238ZM247 193H248V192H247ZM247 193H245V194H247ZM147 194H146V195H147ZM153 194H155V192H154ZM159 194H160L159 196H161V193H159ZM170 194H169V195H170ZM179 194H180V195H179ZM182 194H183V193H182ZM201 194L206 195V197L200 196ZM248 194L250 195V192H249ZM253 194H254V193H252V195H253ZM94 195H96V196H97V195H100V187H96V186H95V188H94ZM103 195H105V193H104ZM171 195H170V197H171ZM184 195H185V194H184ZM184 195H181V196H184ZM186 195H187V193H186ZM249 195H248V196H249ZM252 195H250V196H252ZM147 196H148V195H147ZM159 196H158V197H159ZM164 196H161V198L156 197L157 199H159V200L156 201V203H157L158 201H160L161 199H163V198H164L163 200H166L167 198H168L170 201L173 200V199H171L170 197H168L167 195H166L165 197H164ZM175 196H176V194H175ZM246 196H247V195H246ZM246 196H245V199H244V200H248L247 198H249V200H251V202H252V199H253V202H254V204H252V205H253V208H254V205H255L257 208H260L261 205H263V203H264V202H263V203L261 204V202H260L261 205L259 204L260 206H258V203H259V202H257V205L255 204V200L257 199L255 196H252V197H251L252 199H250V197H247V198H246ZM77 197H78V196H77ZM149 197L151 198L150 194H149ZM149 197H148V198H149ZM152 197L155 199L154 196H152ZM162 197H163V198H162ZM166 197H167V198H166ZM172 197H173V196H172ZM190 197H193L192 194H190V196H189L188 198L190 199ZM194 197H195V196H194ZM194 197L191 198L192 200H190V202H192V203L195 202V201L193 202ZM198 197H200V200H199ZM211 197H212V196H211ZM254 197H255V199H254ZM7 198H8V199H7ZM16 198H17V196H16ZM18 198H19V197H18ZM79 198H80V197H79ZM173 198H174V199H176V198L178 199V197H173ZM183 198H184V197H181L182 200H181L180 198H179V199H180L181 201L184 200V202H187V201H185V200H187V199H186L187 197H186L185 199H183ZM201 198H203V199H201ZM143 199H144V198H143ZM168 199H167V200H168ZM177 199H176V200H177ZM197 199H198V200H197ZM42 200H43V201L46 200V202L48 203V205H44V202H43V205H44V206H43V205H39V206H38V203H37V202H38V201L40 202V201H42ZM47 200H48V201H47ZM167 200H166V201H162V202H163V203H166V202H167V204H169V202H168ZM176 200H175V202H176ZM220 200H221V202H222V200L224 201V199H219L218 202H219ZM90 201H91V202H90V204H91L90 208H91V209H90L89 213L87 214V216L85 217V219H84L83 221H81V223H82L83 225H86V226H87V225H91V226L99 227L100 224H101L102 221H103V218H102V215H103L102 212H103V211L100 212L99 208H98L97 206H95V204H94V203H95L94 200H90ZM143 201H144V200H143ZM146 201H147V200H146ZM153 201H155V200H153ZM173 201H174V200H173ZM173 201L170 202V203H172V204L174 203L175 205L177 204V202L179 203V205L177 204L178 206L176 205L177 207H179L182 203L184 204V202H182V203L180 204L181 201L179 202L178 200H177L176 203L173 202ZM199 201H200V202H199ZM204 201L207 202V203H209L206 199H204ZM204 201H203V202H204ZM216 201H217V200H216ZM87 202H88V201H87ZM162 202H161V204H160V202H159V203H158L159 205L157 204V205H158V208L160 207V205L162 206V204H163ZM196 202H195V203H196ZM203 202H201V203H203ZM225 202H227V200H226ZM225 202H224V203H225ZM228 202H229V201H228ZM243 202H244V201H243ZM247 202H248V203H247V204L245 203V206H247V205L249 204V205L247 206V207L249 208V206L251 205V204H250L251 202H250V203H249V201H247ZM253 202H252V203H253ZM151 203L153 204L152 201H151ZM154 203H155V202H154ZM211 203H212V202H211ZM213 203L215 204V202H213ZM213 203H212V204H213ZM219 203H220V202H219ZM222 203H223V202H222ZM222 203H220L221 206H222ZM229 203H230V202H229ZM39 204H40V203H39ZM63 204H65V205L63 206ZM152 204L149 203L148 205L151 206ZM167 204H164V206H165L167 209H168V208H171V209H169V210H171L170 215H173V214H174V213L172 214L173 210H175V211H174L175 213L179 212L178 210H179L180 208L175 209L176 206H175L174 204H173L174 207H173L172 205H171L172 207H171V206H170V207H169V206L167 207ZM187 204H189V201H188ZM204 204H205V205H201V206H204V208H206V207H207V206H206V203H204ZM214 204H213V205H214ZM243 204H244V203H243ZM21 205H20V206H21ZM154 205H155V204L152 205V208H154V210L157 211V210H156V209H158V208L156 207L157 205H155V206H154ZM169 205H170V204H169ZM184 205H186V203H185ZM189 205L192 206L191 203H190ZM197 205H198V206H197ZM213 205H212V208H213ZM220 205L218 206V204H216L215 206H218V207L221 208ZM230 205H231V207H232L233 204L230 203ZM230 205L228 204L227 206H230ZM252 205H251V206H252ZM186 206L189 207L188 205H186ZM209 206H211V205H209ZM224 206H225V205L223 204V208H224ZM38 207H39V208H38ZM71 207H72V206H71ZM162 207H163V206H162ZM162 207H161V208H162ZM183 207H184V206H182V208H183ZM187 207H185V209H186ZM196 207L193 208L195 211H197V210H196ZM234 207H235V205L233 206V208H234ZM263 207H264V205H263ZM150 208H151V207H150ZM155 208H156V209H155ZM161 208H160V209H161ZM172 208H173V210H172ZM201 208H202V207H201ZM210 208H211V207H208V208H206V209H207V210H208V209L210 210ZM214 208L216 209V207H214ZM223 208H221V209H223ZM228 208H229V207L225 208V210L232 209V208H229V209H228ZM235 208H236V207H235ZM257 208L252 209V207H251V209H252L253 211L256 210ZM183 209H184V208H183ZM185 209H184V210H185ZM188 209H189V208H187V211H188ZM199 209H200V207H199ZM199 209H198V211H199ZM215 209H211L212 211H215V212L210 211V214L216 213V210H215ZM242 209H243V208H242ZM19 210H20V208H19ZM154 210H153V211H154ZM162 210H164V208H163ZM176 210H177V211H176ZM184 210H183V211H184ZM204 210H205V209H204ZM204 210H203V211L201 210L202 212H201V211H200V212L203 213V214L205 213L204 215H207V216H208L207 218H209V216H210V215H208L209 212H208L207 210H206V211H207L208 213H207V212H204ZM225 210H221V211L226 212ZM233 210H234V209H232V211H233ZM246 210H247V208H246ZM63 211H64V210H63ZM158 211H161V210H158ZM158 211H157V214H161L162 211H161V212H158ZM180 211H181V210H180ZM183 211L181 212L182 214L184 213ZM185 211H186V210H185ZM187 211H186L185 213H190V214H192V212H190V211H192V209H190L189 212H187ZM217 211H219V209H217ZM221 211H219V212H221ZM236 211H237V210H236ZM243 211L246 213L247 211H251V210H250V208H249L247 211H245V210H243ZM256 211L260 212V209H257ZM41 212H40V213H41ZM71 212H72V211H71ZM168 212H169V211H168ZM168 212H167V213H168ZM219 212L216 213V215H217L216 217H218V213H219ZM224 212H222L223 214H222V213H221V214L224 215V217H225V214H226V213H224ZM229 212H231V210H229ZM233 212H235V211H233ZM63 213H64V212H63ZM67 213H69V211H68ZM72 213H73V212H72ZM154 213H156V212H154ZM181 213H180V214L178 213V215H179L178 218H179L180 216H183ZM245 213H244V214H245ZM253 213H254V212H252V214H253ZM260 213H261V212H260ZM194 214H196V217H198V216H197V215H198V212H197V213L195 212ZM199 214H200V213H199ZM230 214H231V213H230ZM230 214L227 213L226 215H229V216H230ZM235 214H236V212H235ZM247 214H249V216L246 215V214H245L244 216H248L249 218H248V217H247V218L250 219V214H251V213H250V212H247ZM162 215H163V214H161L160 217H161ZM166 215H167V214H166V210H165L163 216H166ZM168 215H169V214H168ZM170 215H169V217H170ZM187 215H188V216H186V214H185L183 219H189V220H190V217H191V216H189V214H187ZM219 215H220V214H219ZM222 215H220L219 217H221ZM231 215H234V213H232ZM69 216H70V213H69ZM163 216H162V217H163ZM176 216H177V214H176ZM176 216L174 215L175 219H173L174 217L171 216V217H172V218H171V221H172V222H173V220H176V221H174V222H178V221L180 222V220H179ZM185 216H186V217H185ZM201 216H202V214L200 215V217H201ZM213 216H214V214H213ZM194 217H195V216L193 215L191 218H194ZM203 217H204V218H203ZM203 217H201V218L198 217V218H199V220H200V219H205L206 216H203ZM211 217H212V216H211ZM216 217H215V218H216ZM219 217H218V218H219ZM233 217H234V216H233ZM233 217L231 218V222H232L231 225H233V222H234V219H235V218L233 219ZM176 218H177V219H176ZM181 218H182V217H181ZM218 218H216L217 221H218ZM251 218H253L252 215H251ZM61 219H62V218H61ZM169 219H170V218H169ZM183 219H181V221H182ZM225 219H226V218H225ZM253 219H256V218H253ZM177 220H178V221H177ZM192 220H193V219H192ZM199 220H197V218H195V220H194V221H196V224H197V225H198L200 222H203V221H199ZM205 220H206V219H205ZM211 220H212V221H216V220H214V217H213V219L210 218V220H209V224L211 223V225H213L214 223L211 222ZM251 220H252V219H251ZM183 221H184V220H183ZM183 221H182V223H183ZM187 221H188V220H186V222H184V223H186V225H184V223H183L182 225H184V226L186 227L187 224H188V226H187L185 229H186L187 232L190 231V232L192 233V230H193L192 227L194 228V226H197V225L194 224L193 221H192L193 224H191V223H189V221H188V222H187ZM190 221H191V220H190ZM207 221H208V219H207ZM219 221H220V220H219ZM227 221H228V220H227ZM179 222H178V223H179ZM197 222H199V223H197ZM237 222H238V220H237ZM240 222H241V221H240ZM153 223H154V222H153ZM203 223H204V222H203ZM203 223H201V225H202ZM212 223H213V224H212ZM224 223H225V222H224ZM250 223H251V222H250ZM252 223H253V222H252ZM262 223H263V222H262ZM204 224H205V223H204ZM209 224L207 223V225H209ZM235 224H237V223H235ZM193 225H194V226H193ZM199 225H200V224H199ZM205 225H206V224H205ZM205 225H204V226H205ZM207 225H206V227L209 228L210 225H209V226H207ZM184 226H183V228H184ZM202 226H203V225H202ZM204 226H203V227H204ZM233 226H234L235 229H236V226H235V225H233ZM238 226H240V225L238 224L237 227H238ZM258 226H259V225H258ZM153 227H154V226H153ZM206 227H204V228H206ZM254 227H255V226H252V228H254ZM256 227H257V226H256ZM256 227H255V228H256ZM183 228H181L182 230L179 229V231L181 230V231L183 232ZM188 228L191 229V230H188ZM199 228H200V226H199ZM199 228L196 227V230H198ZM201 228H202V227H201ZM204 228H203V230H204ZM210 228L213 229L212 227H210ZM206 229H207V228H206ZM206 229H205L204 233H206V232L209 231V229H208V230H206ZM211 229H210V230H211ZM233 229H234V228H233ZM235 229H234V230H235ZM244 229H245V228H244ZM244 229H242V231H243ZM248 229H250V231L253 233V231H252L251 228H248ZM194 230H195V228H194ZM194 230H193V231H194ZM231 230H232V229H231ZM236 230H237V229H236ZM240 230H241V228H240ZM179 231L177 230L176 232H179ZM186 231H184V232L186 233ZM212 231L214 232V229H213ZM212 231H211V232H212ZM255 231H256V230H255ZM255 231H254V232H255ZM257 231H258V230H257ZM257 231H256V232H257ZM176 232H175V234H176ZM182 232H179V233L182 234ZM213 232H212V233H213ZM238 232H239V230H238ZM248 232H249V231H248ZM171 233H172V232H171ZM171 233H170V234H171ZM194 233H196V231H194ZM201 233H202V234L199 235V237H202V235L204 234L203 231H201ZM208 233H209V235L212 234V233H210V232H208ZM208 233H206V234H208ZM188 234H189V233H188ZM188 234L185 235V236H188V238H189V235H191V234H189V235H188ZM199 234H200V233H199ZM206 234H205V235H206ZM213 234H214V233H213ZM235 234H236V235H237V234H239V235H243L244 232H243V234H240V232H239V233H235ZM195 235H196V237H197V236H198V232H197V234H195ZM205 235H203V236H205ZM239 235H238L239 238H234V240L237 241V242H239V244H241L242 241L244 242L245 240L240 239L241 236H239ZM247 235H248V234H246V236H247ZM263 235H264V232H263ZM263 235H262V236H263ZM171 236H173V234H171ZM176 236H178V234H177ZM176 236H174V237H176ZM246 236L244 235V237H246ZM190 237H191V236H190ZM192 237L195 238V236H194L193 234H192ZM192 237H191V239H192ZM206 237H207V236H206ZM235 237H236V236H235ZM179 238H180V237H179ZM182 238H183V237L180 238L181 241L183 240ZM184 238H186V237H184ZM194 238H193V239H194ZM197 238H198V237H197ZM207 238H208V237H207ZM241 238H243V237H241ZM199 239H200V238H198L197 240H199ZM236 239H240L241 243H240V241H238V240H236ZM244 239H245V238H244ZM0 240H3V239L0 237ZM178 240H179V239H177V241H178ZM180 240H179V241H180ZM194 240H196V239H194ZM200 240H201V239H200ZM200 240H199V243H200V247H201L202 249H205V250L207 249L208 251H212V250H214V248H215L216 246H218V245L215 246V244H213L212 242H210V241H209V238H208V240H207V239H205V237H204V239H203V237H202L201 242H200ZM228 240H229L231 243H233V241H231L232 239H228ZM172 241H173V240H172ZM174 241H175V240H174ZM183 241H184V240H183ZM185 241H187V238H186ZM190 241H191V240H190ZM229 241H227V242H228V243H226L227 245H228V244L230 245ZM262 241H264V240H262ZM0 242H2V241H0ZM188 242H189V241H188ZM188 242H187V244H188ZM197 242H198V241H197ZM251 242H253V241H251ZM172 243H173V242H172ZM174 243H175V242H174ZM190 243H192V242H189V244H190ZM194 243L196 244V241H194ZM214 243H215V242H214ZM216 243H217V242H216ZM89 244H90V245H93V244H95V241H94V240H91V241L89 242ZM175 244L177 245L178 242L175 243ZM189 244H188V245H189ZM197 244H198V243H197ZM197 244H196V245H197ZM234 244H236V243L234 242V243L231 244V245H234ZM239 244H237V245L239 246ZM248 244H249V241L247 242V240H246V244H244L245 247L243 248L244 250H238V251H239V253H238L239 256H240V254H241L240 251H242V252L244 251V252H243V253H244L243 256L246 257V256L248 255L247 253H246L247 255H245V251H246L245 248H247V249L250 248V247H248ZM250 244H252V243H250ZM262 244H263V243H262ZM173 245H174V244H173ZM188 245H186L188 248L191 247V245H190V246H188ZM224 245H225V244H224ZM229 245H228V246H229ZM241 245H243V243H242ZM241 245H240V246H241ZM252 245H253V244H252ZM252 245H251V248H252V249H251V248H250V249H251V250H254V251L257 250V249H253V247H255V248H258V247L255 246V245H253V247H252ZM178 246H179V245H178ZM186 246H184V247H186ZM194 246H195V245H194ZM198 246H199V245H198ZM235 246H236V245H235ZM235 246H232V247L235 248ZM238 246H236V247H238ZM240 246H239V248L241 249L242 246H241V247H240ZM261 246H262V245H261ZM220 247H221V245H220L219 247H216V249H217V248H220ZM222 247H223V246H222ZM232 247H230L231 250L233 249ZM197 248H198V247H197ZM223 248H224V247H223ZM227 248H228V249H227ZM227 248H226V249L229 250V247H227ZM239 248H238V249H239ZM186 249H187V248H186ZM220 250H221V249H220ZM220 250H216V252L219 253V252H221V251H224V249L221 250V251H220ZM229 251H230V250H229ZM236 251H237V249H235V251H234L235 253H233L234 255L237 254ZM238 251H237V252H238ZM178 252H179V250H178ZM181 252H182V251H181ZM196 252H197V251H196ZM225 252H228V251H225ZM171 253H172V252H171ZM172 254H173V253H172ZM220 254H222V253H220ZM224 254H225V253H224ZM224 254H223V255H224ZM249 254H250V253H249ZM218 255H219V254H218ZM223 255H222V257H224ZM157 256H158V255H157ZM170 256H172V255H169V257H170ZM174 256H175V255H174ZM177 256H178V255H177ZM231 256H233V255H231ZM169 257L167 258V260H169ZM247 257H248V259H249V255H248ZM171 258H173V257H171ZM171 258H170V259H171ZM181 258H182V257H180V259H181ZM187 258H188V257H187ZM215 258H216V257H215ZM226 258H227V257H226ZM237 258H238V257H237ZM237 258L234 257V259L231 258V260H232V261H233V260L236 261L235 259H237ZM240 258H243V257H240ZM110 259H111V258H110ZM112 259H113V258H112ZM176 259H177V257H176ZM191 259H192V258H191ZM219 259H221V258L219 257ZM224 259H225V257H224ZM246 259H247V258H246ZM246 259H245V262L247 261ZM174 260H175V258H174ZM186 260H187V261H188V260L190 261L189 258L186 259ZM222 260H223V259H222ZM238 260H239V259H237V261H238ZM250 260H251V258H250ZM250 260H248V262H247L246 264H249ZM109 261H110V260H109ZM111 261H112V260H111ZM111 261H110V263H111ZM113 261H114V260H113ZM171 261H173V259H172ZM175 261H176V260H175ZM175 261H174V262H175ZM177 261H178V259H177ZM181 261H182V259H181ZM187 261H186V262H187ZM189 261H188L187 264H190V263H191V261H190V263H189ZM169 262H170V260H169ZM178 262H180V260H179ZM178 262H176V263H178ZM183 262H184V261H182V264H183ZM221 262H222V261H221ZM239 262H240V261H239ZM245 262H244V260H243L242 264H245ZM251 262H252V261H251ZM170 263L172 264V262H170ZM170 263H169V264H170ZM193 263H194V262H193ZM236 263H237V262H236ZM174 264H175V263H174ZM178 264H180V263H178ZM206 264H211V263L208 261ZM233 264H235V262H234ZM250 264H256V263L252 262V263H250Z\"/></svg>", "mask_w": 264, "mask_h": 264}, {"label": "snow or ice", "instance_id": "3", "mask_svg": "<svg viewBox=\"0 0 264 264\" xmlns=\"http://www.w3.org/2000/svg\"><path fill=\"white\" fill-rule=\"evenodd\" d=\"M181 2L185 8L194 12L195 22L201 28V36L228 37L227 46L216 45L217 51L231 54L234 57L233 62L255 56L264 64V0H199V3L181 0ZM163 6L172 9L174 4L169 2ZM158 7L161 5H156V8ZM149 18L151 17L147 16L134 20L137 36L146 33V38L135 45L139 51L130 50L129 54L135 59L134 62L125 64L123 68L125 72L147 71L157 65L174 64L178 49L185 53L187 48L195 46L190 43L187 33L179 29L174 19L168 32H160L146 24ZM188 22L192 23L193 19L190 17ZM153 53L155 64L146 63L143 58ZM177 88L179 91V86Z\"/></svg>", "mask_w": 264, "mask_h": 264}, {"label": "clouds", "instance_id": "4", "mask_svg": "<svg viewBox=\"0 0 264 264\" xmlns=\"http://www.w3.org/2000/svg\"><path fill=\"white\" fill-rule=\"evenodd\" d=\"M8 2V0H0V11L3 10L5 4Z\"/></svg>", "mask_w": 264, "mask_h": 264}]
</instances>
